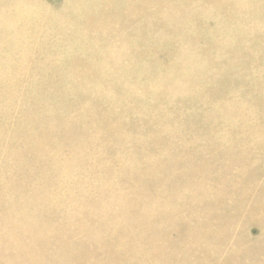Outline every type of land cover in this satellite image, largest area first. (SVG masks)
<instances>
[{"label": "bare ground", "instance_id": "obj_1", "mask_svg": "<svg viewBox=\"0 0 264 264\" xmlns=\"http://www.w3.org/2000/svg\"><path fill=\"white\" fill-rule=\"evenodd\" d=\"M74 1H77V4L80 2V5H82V3H85L88 0H74ZM99 1L101 2V0H99ZM103 1H102V3H103ZM111 1H108L107 3L104 2L103 5H98V9L101 12V15H99V16L94 15L97 7H94V5H93L90 8H88L89 7L88 6L86 9V6L84 5L85 6L84 7L85 13H84V11H81L84 14L82 13L83 14L82 16L80 14L82 21H78V19H76L77 17L76 18L70 17L65 21L66 24L64 27H62L61 25H59V27H56V24H55V26L51 25V24H47L45 26L41 25V16H43V15L44 16L48 15L50 17L55 16L53 14H50V12H51L50 7H43L40 4L36 7L35 3H33L35 5L32 6L31 3L34 2L32 0H15V2H13V3H15V7H14V4H11L12 2L10 0H0V24L4 20L6 21V23L4 22V25L0 26V170L2 169V171H3V174L2 173H0V174H2V177H3L2 182L3 183L5 182L4 186L1 185V186H3L2 198H3V200L9 201L12 204L18 194H21V193L25 192L26 190L29 191L26 195H24L22 197L20 203L18 204L17 208H15L14 212H13V210L10 211V212L14 213L15 219L13 218V220H11L9 218V213L4 211L0 207V253L4 254L3 260L0 261V264H198V262L200 260H203V259L207 260L208 259L207 257L209 255L210 249H212V248H222L223 249L224 246H229V248H230L229 251L226 252L227 256L221 260L214 262L213 264H264V257L263 258L258 257V253H261V251L264 250V239H261V240H259V242H256V243H249L246 241V239L243 235L239 234V230L242 229L246 224H248L250 222L255 223V224H259L260 226L262 224H264V185L258 191L255 192L254 197L255 196L256 197L254 199H252V201L250 203H248V201H246L247 194L245 193V191L243 189V186L244 185L246 186V184H247V180L245 177L239 178V179H236L233 181L226 180L225 175L227 174L228 169H227V166L225 165L223 172H221L220 176L217 178V176H216L217 172L213 169V163L211 162V158L206 159L204 157L201 158L200 156H197L196 160L194 161L191 157H189V153L185 149V147H179L178 149H175V147H173V145H174L173 142L177 143L178 136L182 130V126H180L179 124H174L175 122L173 120H170V121L166 120L165 121V119H166L165 118L164 119L165 123H162L163 119H161L162 120V122H161L162 126L158 127V129L160 128L158 133L156 134V131H155L154 137L153 138L150 137L152 139L149 140V142H147L144 140L145 137L138 136V135H130L128 133L119 132V126L116 123H114V116H115L114 115V107L111 106L112 109H105L104 110V116H99L98 112L100 110L103 111L102 107H104V105L108 106V104L103 105L100 101H97L98 100L97 96L100 95V93L97 95L95 94L96 87L99 84L101 85V83H99V84H97V83L100 82L102 79H100L99 81L97 80L98 82L95 80L96 83L93 80L95 79L94 76L95 77L98 76V74L100 72H103L102 70H104V69H102L103 68L102 67L101 68L102 70H99L100 72H98V70L95 68V65H97V64L101 65L99 62L102 58L104 59V57L105 58L108 57V54L105 51H103L104 49L103 50L101 49L100 52H98L96 50V48L95 49H93V48L87 49V47H86V49L83 50V52L81 53L86 57V59L84 60V59H81L77 55L79 53H76L78 51V50H76V48H78L76 46L75 47V50H76L75 53H71L72 51L71 52L68 51L65 54L61 55V57H64L62 61H64L63 64L65 63L66 67H64L62 62H58L57 60L51 59L53 54L55 56H58L59 52L56 55L55 52H57L58 50L55 51V48L53 46H51L53 48L46 47V45L48 46V42L50 43V41H52V39H53V38H51L50 34H47L48 31H51L53 33L59 32V33L63 34L65 37L68 38L69 45H67V46H72L73 48H74V46H73L74 43L79 42V41L81 43L86 42L91 35H93L91 37H92V39H94L95 35H96V37L99 36V35H97L98 33H101V32L103 33V31H105V30L107 32V29L108 28L110 29L109 23H111V22L114 23V20H115L114 18L116 17V15L114 14V5L115 4H114V0H111ZM126 1H127V3L129 2L128 0H126ZM151 1L152 0H142L141 2H142V5L146 6V5H149L151 3ZM163 1H164V3L166 2V4H167L168 1H170V0H166V1L163 0ZM174 1H173V4L177 3ZM180 1H182V0H180ZM186 1H184V2H186ZM192 1H194V0H192ZM199 1L204 3L207 0H204V1L199 0ZM199 1H198V3H199ZM213 1L215 2V6H217L216 8L212 6L213 8L216 9V12H214L215 14L221 12V10L223 9L219 6L222 5L224 8L227 7L226 6L227 4L225 5V3H224L227 0H213ZM236 1H239V0H236ZM260 1H262V0H259V1L256 0L255 2H260ZM89 2H91V1L89 0ZM134 2H136V1H134ZM195 2H193V4H191V5H193L194 9H195V5H196V4L194 5ZM158 3H155L156 7H157ZM164 3L161 2L160 4H162V6H164L163 5ZM178 3H180V2H178ZM183 3H182V5L185 4V3L184 4ZM203 3H202V5H203V7H205L204 4H206V3H204V4ZM249 3H248V5H249ZM260 3H264V2L262 1ZM92 4H95V3H92ZM134 4H136V3H134ZM139 4H141L140 1H139L138 5ZM160 4H158V6ZM229 4H230V2H229ZM12 5L14 8L12 7ZM80 5H77V6H79L80 9H82ZM126 5H124V6L128 7ZM168 5H170L171 7H164V8L161 7L163 9L161 13H163L164 16L167 15V17L164 18L163 20L168 22V23H171V24H172V22H174V23H176V25L182 24V22L187 19V18H185V15H187V14L189 15L191 12L189 9L193 8V7L192 8L188 7L187 10L190 11V12L188 11L189 13H187V10L183 9L187 13V14H185L184 13L185 11H182V9H181V11L177 9L179 5L177 6L176 4H174L175 6H177L175 8H173L174 5L172 6L171 3L167 4L166 6H168ZM182 5H180V6H182ZM188 5H190V4H188ZM188 5H185V7ZM199 5H200V3H199ZM202 5H200L201 7L200 6L199 7L202 8ZM261 5H263V4H261ZM150 6H152V5L150 4ZM233 6H234V4H233ZM249 6H248V9H249ZM9 7L11 9H13V11H14L13 13H17L19 11V9L21 10L22 8H24L25 9L24 11H26V14L24 15V13H25L24 11H23L24 16L21 15L20 13H19V15L16 14L18 16L21 15L22 17L18 18L19 21L17 19L18 22H14L12 20V18H14L12 15V10H10ZM133 7H134V9L136 8L137 9L136 11L140 13L143 11L142 8L144 6H141L142 8L140 7L142 9V11L139 8V6H138V8L140 11L138 10V8L136 6L133 5ZM199 7H197L198 10H200ZM206 7H205V9H206ZM212 7L211 6L209 7L210 10ZM239 7H240V5H239ZM245 7L246 6H244V8ZM255 7H253V8H255ZM260 7H262V6H260ZM260 7H259V9H260ZM128 8H126V9L128 10ZM152 8H151L152 11H154L156 9L154 4H153ZM158 8H160V6L157 7V9H156L157 13H158ZM77 9L80 10L79 8H77ZM77 9H75V10L77 11ZM145 9H146V7H145ZM151 9H149V10L151 11ZM196 9H195V11H196ZM205 9L204 10L201 9L202 11L201 10L196 11V13L197 14H198V12L203 13L205 11ZM240 9H238V7L237 8L235 7L232 10V6H231L230 13H228L229 11L227 13L223 11V13H226V16L229 15L230 16L229 18H232L231 20H233L236 15L239 16L240 12H238V11ZM210 10H208L207 12H209L211 14L213 11L210 12ZM256 10H258V9L256 8ZM256 10L254 11L255 13L257 12ZM32 11H33V13H31ZM117 11H118V9H117ZM195 11H194V13H195ZM251 11H250V13L255 14L252 9H251ZM20 12L22 13V11H20ZM128 12H129V10H128ZM241 12H242V10H241ZM124 13H122V14H124ZM194 13H193V9H192V14H194ZM204 13H206V12H204ZM132 14H134V16L139 15V14L135 15V14H137V13H135V11ZM143 14H144V12H143ZM221 14H222V12H221ZM258 14L259 13L257 12V15ZM261 14H262V12H261ZM114 15H115V17H114ZM145 15H148V14H145ZM194 15H193V17H194ZM211 15L214 16L213 13ZM211 15H210V18L212 17ZM222 15H225V14H222ZM252 15H250V16H252ZM83 16H84V18H82ZM124 16H126V14L123 15V18H124ZM129 16H130V18L131 17L133 18V16H131V15H129ZM129 16H126V20ZM140 16H142V19L143 18L145 19V17H147V16L144 17L143 15H141V13H140ZM148 16H153V15H151V12H150V15H148ZM154 16H156V14H154ZM200 16H198L199 19H200ZM240 16H243V15L241 14ZM158 17H159V15H158ZM189 17H191V14L189 15ZM217 17L218 16L216 15L214 17V19L211 18V20L212 19L215 20V22L213 21L214 26H215ZM219 17L221 19L222 16H219ZM260 17H261V15H260ZM120 18L123 19L121 16H120ZM138 18H137V20H139ZM160 18H161V16H160ZM203 18H205V17L202 16V19ZM210 18H209V20H210ZM244 18H243V20H244ZM257 18H258V16H257ZM140 19H141V17H140ZM147 19H148V17H147ZM132 20H134V19H132ZM159 20H158V22H159ZM161 20H162V18H161ZM193 20H195V19H193ZM248 20H249V18H248ZM253 20L254 19H252V21ZM255 20L253 22H255L257 25L258 21L257 20L255 21ZM131 21H128L127 23H129ZM141 21H139V23ZM148 21L151 24L150 19H148ZM188 21H191V19ZM188 21H186V23ZM222 21L223 20L221 19V21H219V22H222ZM227 21H228L227 22V24H228L229 20H227ZM238 21L240 23V20L235 18V21H230V22H232L231 24L233 25V22L237 23ZM244 21L246 22V20H244ZM244 21H241V22H244ZM260 21L262 22V24L261 23H258V24L260 26L262 25L261 27L263 29V22L264 21L263 20H260ZM123 22H121V23L123 24ZM152 22H153V19H152ZM158 22H156V23H158ZM195 22H197V21H195ZM219 22H217V24ZM125 23H126V21H125ZM127 23L123 24V25H125L123 27H126V25H128ZM139 23H138V25H139ZM144 23L147 24V22H144ZM164 23L165 22L160 23V24L164 25ZM188 23L191 26H193L191 24V22H188ZM204 23H205V20L203 21V26H204ZM211 23H212V21H211ZM225 23H226V20H225ZM2 24H3V22H2ZM60 24H63V23H60ZM117 24H118V21L116 22V26H117ZM129 24H131V23H129ZM140 24H141V27L144 26L142 23H140ZM150 24H147V25H150ZM166 24L167 23H165V25ZM171 24L168 27H170ZM187 24H186L187 28H184V27H186V26H184L185 24L183 25V27H181V26H178V27H181L180 29L184 28V29L188 30L189 29L188 27H190V25H187ZM227 24H226V27H228ZM231 24L229 23V27H231L230 26ZM241 24H239V25H241ZM252 24H253V30L257 31L255 29H258L260 26L254 28V23H252ZM176 25H175V28H176ZM200 25L197 24L198 30L200 27H202V25L201 26ZM246 25H248V24L246 23L244 28H246ZM116 26H115V28H116ZM130 26H133V25L131 24ZM130 26H129V28H130ZM221 26H223V24H221ZM237 26L235 28H237ZM117 27H119V26H117ZM145 27H144V29L147 30V28H148V30H149L151 28V25H150V28L147 26H145ZM153 27L156 29L157 26L155 27V25H153ZM166 27L167 26H164L163 28H161V30L165 29ZM168 27L166 28V30L168 32L165 30L164 33L166 32L167 34L170 33V35H172V33L170 31L172 30V27H174V26H172L170 28L171 30H168ZM226 27L224 26V28H226ZM111 28L114 30L113 27H111ZM122 28L119 27L117 29H122ZM127 28H128V26L126 27V29ZM131 28H133V27H131ZM247 28H250V27H247ZM112 29H110V30H112ZM126 29H124L125 32H126ZM137 29H140V28H137ZM184 29H183V31H184ZM232 29H234V28H232ZM259 29H261V28H259ZM124 30H122V31H124ZM187 30L184 31L183 35L185 34V32H187ZM219 30H221V27L219 28ZM227 30H229V29H227ZM230 30H231V28H230ZM37 31L39 33L44 32V33H46V35L44 37H36ZM136 31H138V30H136ZM141 31L143 32L142 29H141ZM153 31L155 32V30H153ZM153 31L151 32L149 30V32H151V33H153ZM174 31H175V29H174ZM178 31H179V28H178ZM178 31H175V32H178ZM229 31H227V32H229ZM243 31H244V29H243ZM246 31H248V30H246ZM254 31H249V32L253 33ZM261 31L258 30L256 33L257 34H258V32L261 33ZM10 32L12 34V38L8 37V35H9L8 33H10ZM109 32H108V34H109ZM142 32H140V33H142ZM172 32H173V30H172ZM181 32H182V30L179 32L182 35ZM194 32H196V30ZM212 32H214V31H212ZM237 32H239V30ZM115 33H116V29H115ZM130 33H132L131 30H130ZM130 33H128V34H130ZM140 33H138V35ZM145 33H143V34L145 35ZM151 33H149V34H151ZM188 33H191V31H189ZM188 33H186V34H188ZM197 33H196V35H197ZM224 33H225L224 37H226L229 34L228 33L226 35V31L223 32V35H224ZM246 33L247 32H245L244 34L246 35ZM256 33L254 32L253 36H255L254 34H256ZM87 34H90V36L86 37ZM105 34L106 33H104L102 35H105ZM110 34H109V36H110ZM124 34L128 35L127 33H124ZM124 34H122V35H124ZM133 34L135 36V33H133ZM133 34H130V35L133 36ZM155 34H156V32L154 33V35ZM216 34H218V32H216ZM231 34H229V35L231 36ZM244 34L241 35V33H240V36L238 35L237 37H234L235 33L232 34V36L234 35L233 36L234 41L232 40L230 42H229V40H231L233 37L231 36V39H229L230 38L229 35H228V37H229L228 40L226 39L227 37L223 40V37L221 36L222 34L220 36H218V39H219V37H221V40L223 42L226 41V44H227L226 50H230V49L234 48L232 52H235V50L239 48L238 40L240 42L242 40ZM102 35H100V36L102 37ZM138 35H136L137 38H138ZM181 35L178 34L179 37ZM200 35H202V34H200ZM251 35L247 34L246 36H251ZM112 36H115V34ZM112 36H110V38ZM151 36L152 35H150L149 38H152ZM208 36H211V34L207 35V41L209 40ZM213 36L216 37L215 34ZM105 37L104 36H103V38L99 37L98 39H102L101 40V42H102ZM140 37H141V35H140ZM142 37L145 39L147 38V36L146 37L142 36ZM157 37H156V39H157ZM175 37H177V36L175 35ZM184 37L186 38V35ZM184 37H182V38H184ZM203 37L205 40V36H203ZM263 37H264V35L262 36V38ZM163 38H164V36H163ZM211 38H212V36L210 37V39ZM262 38H261V40L264 41V38L263 39ZM92 39H90V40H92ZM98 39H97V41H98ZM113 39H111V40H113ZM152 39L154 40L155 37ZM159 39H161L160 36H159ZM159 39H157V40H159ZM169 39L170 38H168V40ZM197 39L200 40V38H197ZM255 39H256V36H255ZM116 40L117 39H115V42H116ZM125 40H126V38L124 39V41ZM132 40H134V39H132ZM168 40H167V42H168ZM174 40H177V39H174ZM180 40L182 41L181 38H180ZM214 40H217V39L214 38ZM253 40H254V38H253ZM259 40H258V42H260ZM109 41H110V39H109ZM136 41H138V39L133 41V42L135 43ZM163 41H165V40L163 39ZM163 41L161 40V42H163ZM177 41H179V40H177ZM217 41H216V44H214V42H213V45H212V43H209V42H207V43L211 44L210 45V47H211L214 45H218L217 43L220 42V40L218 42ZM222 41H221V43H222ZM243 41L244 40H242V43H243ZM256 41H257V39H256ZM16 42H19V43L30 42V44H31V42H35L36 44L38 43L39 48L36 50L39 51V49L42 48L43 51H40L41 53H44L47 49L48 50L47 52H49V55H48V53L45 52V54H46L45 56H47L49 58V56L52 55L50 58L51 63H48V64H49V67L52 66V64H53L54 69H51V71H48V69L46 71V70H44V68L42 69V67L41 68L39 67V69H36L35 66H38V65L35 64V66H33V67L36 69V71L34 70V68L32 69V71H30L29 77H32V79L28 77L29 79L24 80L21 77V75H23L25 72H28L29 69L31 70V68H29L30 64L28 65V63L26 61V58L30 57L28 53L31 54V52L27 51L28 57H25V54H26L25 50L26 49H22V47H19V48H21V50H15L14 49L16 47H14L13 44H15ZM148 42H147L146 48H149L148 45H150V41H148ZM169 42L171 43V40ZM169 42H168V44L170 46ZM186 42L187 41H184V43H186ZM195 42H197V41H195ZM204 42H206V40ZM211 42H212V40H211ZM102 43H101V45H102ZM137 43L138 42H136L133 45L137 47V45H136ZM245 43L252 45L251 41L248 43V41L246 42V40H245ZM30 44H27V45H29V47L30 46L32 47L33 43L31 45ZM38 44H37V46H38ZM90 44H92V43H90ZM93 44H94V42H93ZM106 44H107V42H106ZM110 44H111V42H110ZM142 44H141V47L143 48L144 45L142 46ZM152 44L154 45V43H152ZM209 44L206 45L207 48L209 47ZM222 44H224V43H222ZM56 45H57V43H56ZM59 45H57V46L60 47ZM95 45H94V47H95ZM104 45H105V43H104ZM104 45L101 48H104ZM139 45H140V43H139ZM162 45L164 46V44H162ZM166 45H167V43H166ZM192 45H193V43H192ZM219 45H220V43H219ZM241 45L243 46V44H241ZM257 45H258V43H257ZM37 46L35 48H37ZM57 46H55L56 49L58 48ZM99 46L97 45L96 47L99 48ZM105 46L107 47V45H105ZM117 46H118V44H117ZM128 46L130 47V45H128ZM128 46H127V48H128ZM163 46L161 47V49L163 48ZM193 46L195 47V45H193ZM196 46H197V44H196ZM237 46H238V48L235 49V47H237ZM246 46H243V48ZM252 46H249V47H252ZM259 46H261V44L256 46V47L254 46V48L256 49ZM29 47L27 48V50L29 49ZM79 47H80V44H79ZM88 47H91V46L89 45ZM158 47H160V46H158ZM168 47L166 46V48L169 50L171 47L170 48H168ZM189 47H190V45L187 48H189ZM224 47H225V44H224ZM83 48H84V46H83ZM120 48L123 49V47H120ZM142 48L139 49L140 50L139 52L144 50ZM152 48L153 47H151V49ZM154 48L156 51L155 46H154ZM166 48L164 47L165 50H166ZM179 48H181V47H179ZM190 48H192V46ZM261 48H264V47H261ZM261 48H259V49L261 50ZM80 49H81V47L79 48V51H80ZM161 49H160V51L162 52L163 49L162 50ZM199 49H200V47H199ZM203 49H205V48H203ZM208 49L211 50L212 47L208 48ZM220 49H222V48L218 49L219 50L218 53H220ZM31 50H32V48H31ZM66 50H68V49L66 48ZM149 50H150V48H149ZM197 50H198V48H197ZM239 50H237V51L240 52ZM262 50H264V49H262ZM111 51H112V49H111ZM118 51H119V53L121 52L120 50H118ZM158 51H159V49H158ZM171 51L174 52V47H173V49H171ZM180 51L183 52V49H181ZM244 51H245V49H244ZM255 51H254L255 53L259 52L257 50H255ZM63 52H64V50H63ZM113 52H114V50H113ZM135 52H136V50H135ZM137 52H138V50H137ZM152 52L154 53V50H152ZM166 52H165V54H167V53L169 54V51L167 53ZM176 52H177V50H176ZM187 52H188V50H187ZM197 52H199V51H197ZM206 52H208V50ZM214 52H216V51H214ZM238 52L236 53V55H232V59H230V60H234V61H235V59H237V63H234V61H233V63L231 62L229 65H233V64L237 65V64L242 63V62L238 61V58L240 57V54L238 55ZM248 52H249V49H248ZM250 52H253V51H250ZM254 52H253L252 56L250 55L251 59L245 58L244 60H247V61L253 60L254 61V59H255V57H254L255 53ZM34 53H33L34 56H33V54L31 55V56L35 57L34 59H36V57H37V59L45 58L44 60H46V58H47V57L42 56V54H40L39 52H37V53L34 52ZM108 53H110V52H108ZM142 53H139V54H142ZM146 53L149 54V52H145V54ZM150 53H151V51H150ZM153 53H151V54H153ZM199 53H201V52H199ZM210 53H212V52H210ZM226 53H227V51H226ZM229 53H231V52H229ZM261 53H263V52H261ZM111 54H113V53H111ZM133 54H134V52L132 53V55ZM170 54H171V52H170ZM173 54H176V53L174 52ZM247 54H246V56H247ZM64 55H66L67 57ZM136 55L138 56V53H136ZM157 55H159V54L157 53ZM191 55H193V54H191ZM257 55L259 58V54H257ZM84 56H83V58H84ZM142 56H144V53ZM149 56H151V55H149ZM152 56H154V55H152ZM178 56H180V55H178ZM209 56H210V54H209ZM212 56H214V55H212ZM24 57H25V61H23ZM111 57H112V55H111ZM123 57H125V56H123ZM185 57H186V55H185ZM189 57H191V56H189ZM203 57H204V55H203ZM139 58H140V56L137 58V60H139ZM34 59L31 61L32 62L35 61ZM57 59H58V57H57ZM60 59L61 58H59V61H61ZM150 59L151 58L147 57L146 60H148V62H149ZM175 59H177V58H175ZM205 59L207 60V58H204V60ZM222 59H223V57H222ZM242 59H243V56H242ZM256 59H257V57H256ZM262 59H263V57L260 60H262ZM82 60H84V61H82ZM128 60H129V58H128ZM142 60L145 61L143 58H142ZM184 60H186V59H184ZM184 60H182V61H184ZM213 60H215V59H213ZM224 60H225V57H224ZM244 60H242V61L244 62ZM260 60H259V64H261ZM40 61H42V60H40ZM105 61H106V59H105ZM111 61H113V60H111ZM114 61H115V59H114ZM125 61H123V62H125ZM131 61H132V59H131ZM131 61H128V62L130 63ZM193 61H195V60H193ZM210 61H212V60H210ZM257 61H258V59H257ZM110 62H109V64H112ZM128 62H126V63H128ZM152 62L153 61H151V63ZM171 62H173V60H171ZM171 62L169 59V63H171ZM226 62H225V64H226ZM40 63H44V62H40ZM115 63H116V61H115ZM120 63H122V62H120ZM131 63L134 64L133 62H131ZM176 64H174V65H176ZM183 64H185V63H183ZM221 64L222 63L220 62V65ZM62 65L64 68L61 67ZM104 65L106 66V64H104ZM107 65H108V63H107ZM115 65H117V63L114 64L113 66L115 67ZM164 65H161V67H163ZM166 65L171 66V65H168V63ZM215 65H214V67L216 68ZM26 66H28V69ZM119 66H121V64L120 65L118 64V68H116V67L115 68L120 70ZM128 66H130V65L128 64ZM143 66L144 65H142L141 67H143ZM147 66H148V64H147ZM210 66H211V64H210ZM227 66H228V64H227ZM227 66H224V68H221V67L220 68L226 69ZM238 66L243 67L242 64H240ZM259 66H261V65H259ZM262 66H264V65H262ZM134 67H135V65H134ZM139 67H138V69H139ZM181 67H179V68H181ZM189 67H187V68H189ZM250 67H252V66H250ZM253 67H254V65H253ZM106 68H107V66H106ZM110 68H111V66H110ZM147 68L145 69V67H144V69L146 71H147ZM163 68H161L160 70L163 71V73H164V70H162ZM171 68L173 69V67H171ZM194 68L196 69V67H194ZM217 68H219V66H217ZM243 68H245V67H243ZM248 68H247V70L250 69V68L249 69ZM108 69H109V67H108ZM123 69L124 68L121 67V71H123ZM130 69L133 70L134 68L133 69L130 68ZM144 69H143V71H144ZM185 69H183L184 74H185ZM208 69H210V68L208 67ZM240 69L241 68L239 67L238 69L233 68L232 70H234V71L236 70L239 74ZM115 70H114V72L117 71V70L116 71ZM128 70H129V68H128ZM128 70H125V72ZM167 70L169 72V69H167ZM189 70H191V69L189 68ZM227 70H229V69H227ZM252 70H254V69H252ZM252 70H250L252 72L251 74H250V71L248 72L249 76L254 75L253 72L255 70L254 71H252ZM62 71L67 72L68 74H70V73L75 74L74 77H72L70 75L71 79H73L75 82H77V86L74 90H73V88L75 87L74 83L72 85L73 87H71L72 90L70 88V84H72V82L70 81L69 76H68L69 80L65 81V82H68V84L70 83L69 87H66V89L69 88L70 90L68 91L65 89L66 90L65 91L64 90L65 87L63 89L61 88L62 86H64V84H66V86L68 85L65 82H64V84H61V87H60L61 89L58 87V85L56 83L58 80L56 81L55 79H59V78L63 77L61 74ZM105 71H106V69H105ZM135 71H136V68H135ZM143 71L141 73H143ZM220 71H219V75H220V73L222 74V72H220ZM223 71L225 74L226 70H223ZM236 71L234 73H237ZM242 71L244 72L245 70L243 69ZM43 72H45L44 75L49 74V76H42ZM46 72H48V73H46ZM111 72H112V70H111ZM166 72L167 71L165 70V73ZM174 72H176V71H174ZM174 72L172 71V73H174ZM179 72H181V71H179ZM190 72H193V71H190ZM230 72H228V74ZM40 73H42V75H40L41 78L46 77L45 80H42L39 77ZM59 73L61 74V76L59 75ZM104 73H103V75H106V77H107V73L106 74H104ZM136 73H135V75H136ZM181 73H183V72H181ZM216 73H218V72H216ZM256 73H255V76L258 77V75H260V74L257 75ZM124 74H125V76H127V73H124ZM143 74H146V73H143ZM168 74L169 73H167V75ZM208 74H210V73L208 72ZM230 74H232V72ZM238 74L234 75V76L238 77ZM109 75L112 76V78H113V76H115L116 74L115 75L109 74ZM140 75L143 76L142 74H140ZM170 75H172L171 70H170ZM174 75H175V73H174ZM216 75L218 77V74H216ZM223 75H221V76H223ZM229 75H227L226 80L224 79L225 75L223 76V78L221 76H219L222 79H224L223 81H221L222 80L221 78H218L221 81V82L220 81L219 82L222 83V85L225 83L223 89H226L225 85L228 83L227 84V87H228V85L230 83L227 81V78ZM242 75L240 74V76H242ZM26 76H27V74H26ZM99 76H102V74ZM110 76H109V78H110ZM120 76H123V74H120ZM120 76H118V77H120ZM136 76L133 75V77H135V78H136ZM145 76L146 75L143 76L144 79H145ZM176 76L179 77V75H176ZM192 76H191V78H192ZM205 76L207 78V75H205ZM230 76L233 77V74ZM255 76H253V78H251V79L252 80L255 79V81H256L257 77L255 78ZM38 77H39V79L42 80V82L45 81V85H48L49 83H51V85H55V86H53V89H55V90L52 92H46V91H43L44 88L38 87L37 88L38 90L35 93L36 98H33L31 102L23 103L22 104L23 105L22 111L20 110L21 111L20 114L15 113L11 109L12 107L8 108V106H12V104H14V103L21 102V101L17 100V98H16V96H17V94L21 88H25L26 96H28V95L32 96L30 91L35 85L33 83L37 82L36 79ZM92 77L94 78L92 81L97 85V86L95 85V89L94 88L91 89L90 87L87 86V81L88 80L90 81ZM167 77L169 78V75ZM172 77H174V76H172ZM185 77H188V76H185ZM193 77H195V75ZM262 77L264 78V75ZM150 78H149V80H150ZM179 78H181V77H179ZM204 78H202V79H204ZM239 78H241V77H239ZM242 78H243V80L246 79L245 81H248L247 78H244L243 76H242ZM242 78H241V80H242ZM97 79H98V77H97ZM104 79H103L104 82H102V83L106 84V82L109 79L106 78V79H108L106 81ZM131 79H132V77H131ZM134 79H132V82ZM136 79H138V78H136ZM181 79L178 81L177 79L173 78V81L177 80V81L173 82V86L177 85L176 87L179 89L178 92H180V90H181V93H180L181 98H180L179 94L176 93V94H178V98L181 100L182 97H188L189 99L187 98L186 101L187 100L189 101L190 96H194V98H195V96H198V95H196L198 90L196 92H192V89L189 88V89H191V92H190V90L189 89L187 90L185 88L184 84H182L186 80H184L183 77ZM233 79H235V78H233ZM236 79L240 80L238 78H236ZM258 79L259 80H257V81H260L261 78H258ZM61 80H63V79H61ZM193 80H194V78H193ZM198 80H200V79H197V81H196L197 83H198ZM215 80L217 81V79H215ZM138 81H136V82H138ZM190 81H191V79H190ZM211 81L212 80H209V82H211ZM249 81H250V79H249ZM38 82H39V86H40L41 81L39 80ZM59 82H60V79H59ZM93 82L91 83V85L93 84ZM134 82H135V80H134ZM145 82L147 84L148 80L147 81L145 80ZM233 82L234 81H232V83ZM240 82L242 83V81H240ZM139 83L141 84L140 86H142V83L141 82H139ZM171 83L172 82H170V84ZM220 83H219V85H220ZM253 83L255 84L256 82L252 81L251 84H253ZM133 84H135V83H133ZM201 84H202V82H201ZM206 84L207 83L205 82V85ZM212 84H214V83L212 82ZM251 84H246V85L242 84L240 86V89L242 86H244V87L247 86V87L251 88L250 87ZM88 85H89V82H88ZM143 85L144 86L142 88H144L146 86L145 83ZM188 85H190V84H187V86ZM219 85H217V86H219ZM222 85H220V86L222 87ZM260 85L261 84H259L257 86H260ZM6 86H9L10 88L4 89V87H6ZM197 86H199V85H197ZM208 86L206 85V87L209 88V90H211L210 87H208ZM233 86H235V85H233ZM238 86H239V84H238ZM19 87H20V89H19ZM146 87H145V89H147ZM176 87H174V90L176 89ZM193 87H195V84L193 85ZM231 87H229V88H231ZM98 88H100V87H98ZM137 88H139V87H137ZM137 88L135 87V89L134 88L133 89L136 90ZM238 88H237V90H238ZM126 89L128 91L129 88H124L123 89L124 93H125ZM201 89H199V90L201 91ZM214 89H217V87ZM252 89H255L253 87V85H252ZM252 89H250L249 91H247V90L246 91L250 92ZM257 89H259V87ZM93 90H95V91H93ZM99 90H101V89H99ZM99 90H97V91H99ZM147 90L145 92H142L143 91L142 90L141 92L142 93H146V92L148 93ZM204 90H205V88H204ZM204 90L202 89V91H204ZM209 90L206 89V92H208L207 93L208 95L211 93V91L209 92ZM130 91H129V93H130ZM99 92H101V91H99ZM138 92L140 93V91H138ZM138 92L136 93V91H135L136 95L138 94ZM172 92L175 93V91H172ZM176 92H177V90H176ZM227 92L229 93V91H227ZM227 92H225V93H227ZM234 92L238 93L237 95H243L245 90L243 93L241 92L242 94H239V92L238 91L236 92V89L234 88ZM234 92H233V94L236 95ZM256 92L257 91H255V96L257 98L258 95H256ZM262 92H263V90H262ZM91 93H94L93 99L87 100L89 97L91 98V95H92ZM101 93H104V91H102ZM251 93L254 94V92H251ZM251 93H250V95H251ZM231 94L229 93L230 99H232V102H231L232 105L230 103H228V102H230V99L229 100L226 99L228 102L226 100L225 101L228 104H230L231 106H229L226 103L227 106H224V107H228V106L231 108L235 107V106H233V102H235V101H233L234 95L231 98ZM258 94H262V93H258ZM95 95H96V97H94ZM104 95H105L104 99H106L107 96L105 93H104ZM172 95L174 96V94H172ZM201 95H203V92ZM80 96H83L85 101H84V99H81ZM101 96L103 98V95H101ZM176 96H175V100H172L173 102L177 100ZM246 96H245V98H246ZM255 96H254V100L256 101ZM99 98H100V96H99ZM132 98H133V96H132ZM134 98H135V96H134ZM139 98H140V96H139ZM141 98H142V96H141ZM200 98H201V96H200ZM206 98H207V95H206ZM208 98H209V96H208ZM211 98H213V96H211ZM215 98H216V96H215ZM221 98H223V96H221ZM224 98H225V96H224ZM235 98H237V96H235ZM248 98H249V96H247V100H248ZM128 99H130L129 96H128ZM131 99H130V101L132 102ZM135 99H137V98H135ZM169 99H168V101H169ZM218 99H219V96H218ZM237 99H235V100H237ZM120 100L122 101L123 99H120ZM183 100H185V98ZM193 100L195 101V100H197V98L193 99ZM222 100L223 99H221V101ZM140 101H139V104H140ZM188 101H187V103H188ZM192 101H191V103L196 102V101L195 102H192ZM198 101L199 100H197V102ZM203 101L204 100H202V102ZM207 101L209 102V100H207ZM244 101H246V99ZM135 102H133V104ZM202 102H200V104ZM208 102L207 103L205 102L206 105L203 103L206 106L205 107L206 109H207V107H210L208 105ZM214 102H215V100H214ZM253 102H250V103H253ZM257 102H254V103L256 104ZM59 103L61 104V106L59 105ZM118 103H119V101H118ZM222 103H223V101H222ZM240 103L242 104L241 99H240V102L238 101V103L235 104L237 106V107H235V111L233 109H232L233 110L232 111L230 108H228L230 110L229 112H231V113L233 112V115L235 114V116H238L241 113L240 109H243V106H242V108L239 106ZM250 103H248V104L250 105ZM141 104H142V102H141ZM141 104H140V107H142ZM214 104H216V103H214ZM217 104L215 107L216 109H218ZM245 104H247V103H245ZM110 105L111 104H109L108 108H111ZM114 105H115V103H114ZM171 105H172V103H171ZM171 105L168 104L169 107ZM177 105H178V103H177ZM222 105H225V104H222ZM129 106H130V104H129ZM174 106H172V107H174ZM251 106H252V104H251ZM258 106H260V105H258ZM132 107L133 106H131V108ZM140 107H139V109L143 108V107L142 108H140ZM165 107H167V106H165ZM176 107H178V106H176ZM199 107L202 108L204 106L201 105ZM224 107H221V108H224ZM246 107L248 108V106L246 105L244 110L242 111V114H241L242 117H241V115H239L240 117L239 116L237 117L238 123H241V122L244 123V125H243L244 127H246L245 126V122H246L245 118H247V116L249 117V115H247L248 113L247 114H245V113H246V111L249 112V110H250L249 108H248L249 110L248 109L246 110ZM253 107H251V108H253ZM126 108H127V106H126ZM131 108H130V110H132ZM76 109L77 110L79 109V110L76 111ZM163 109H164V107H163ZM165 109L167 110V108H165ZM172 109H173V111H175L174 108H172ZM198 109L200 110V108H197L196 111H198ZM206 109H204L202 111H204V113H205ZM210 109H209V111H210ZM225 109H227V108H225ZM225 109L223 111L228 110V109L227 110H225ZM236 109H237V111H236ZM255 109H257V108H255ZM138 110H137V112H139ZM143 110H145V109H143ZM143 110H141V111H143ZM169 110H170L169 112H171V109H169ZM252 111L254 112L255 110L252 109ZM124 112L127 113V111H124ZM133 112H134V109L132 110V113ZM165 112H167V111H165ZM169 112H167V113H169ZM251 112H250V114H251ZM253 112H252V114L254 115L256 111L254 113ZM140 113L141 112H139L138 115H140ZM198 113H200V112H198ZM217 113H218V115H220L219 111ZM128 114H131V113H129V110H128ZM227 114H228V112H227ZM131 115H133V114H131ZM131 115H129V116L131 117ZM134 115L132 117H136ZM253 115H250V116H253ZM125 116H127V115L125 114ZM140 116H142V118L140 117L141 119L144 118L143 115H140ZM165 116H166V114H165ZM169 116H168V118H169ZM195 116H197V115H195ZM147 117H148V113H147ZM204 117H205V114H204ZM204 117H202V118H204ZM224 117H226V116H224ZM253 117H251V118L253 119ZM174 118L176 120H178L176 117H173L172 119H174ZM206 118H205V121L207 120ZM209 118H212V117L210 116V117H208V119ZM213 118H215V117H213ZM213 118H212V120H213ZM227 118H229V116ZM232 118L234 119L235 117H232ZM251 118L250 119L247 118L248 122H246V124L250 122L249 120H252ZM229 119H231V118H229ZM261 119H262V117H261ZM117 120L120 121L119 119H117ZM127 120H129L128 117L126 120H124V122ZM215 120L219 121V119H217V117L215 118ZM234 120H236V119H234ZM171 121H173L174 123L173 122L171 123ZM188 121H189V119H188ZM208 121H210V120H208ZM218 121L217 122L215 121V122L218 123ZM233 121H230L229 125H231V123H235V121L234 122ZM252 121H251V124H252ZM226 122H228V120ZM211 123H213V122L211 121ZM216 123H214L215 126H216ZM253 123H255V121H253ZM7 124H9L12 127L11 133L9 134L8 138H6V131H5L7 129L6 128ZM186 124H187V122H186ZM214 124H211V125H214ZM235 124H237V123H235ZM206 125H207V122H206L205 126ZM217 125H219V124H217ZM223 125H226L224 123V120H223ZM223 125L220 123V126H222V127L220 128V126H219L218 129L220 130L222 128L223 129L227 128V127H223ZM248 125H250V123ZM254 125L252 124L249 128L253 129ZM202 127H204L203 124H202ZM234 127H236V126H232V129ZM216 128H217V126H216ZM229 128L231 129V127H229ZM229 128H227V129H229ZM240 128L238 130H240ZM243 128H242V131L245 129V128L244 129ZM260 128H262V127H260ZM196 129L198 130V128H196ZM234 129L236 130V128H234ZM189 130H190V128H189ZM189 130H187V131H189ZM214 130H215V128H214ZM216 130H215L214 137L218 136L220 133L222 134V132H223V131L221 132V130H220L219 131L220 133H218V132H216ZM247 130H248V128H247ZM247 130H245V134L243 133L245 136H246ZM262 130H263V128H262ZM212 131L213 130H211L210 132L214 133ZM227 131H226V134H227ZM242 131H241V133H242ZM254 131H257V130H254ZM142 132H143V130H142ZM260 132H257V133H260ZM150 133H152V132H150ZM182 133H184V131ZM216 133H218V135H216ZM223 133H225V132H223ZM238 133H236V134H238ZM252 133H254V132L251 131V134ZM263 133H264V131H263ZM263 133H260L261 136H259L260 138L258 137L259 139H261V138L263 139V136H262ZM190 134H191V132H190ZM205 134L207 135V133H205ZM221 134H220V136H222ZM144 135H146V134H144ZM231 135H232V133H231ZM256 135H254V138L256 137ZM193 136L195 137L196 135H193ZM189 137H187V138H189ZM229 137H230V135L228 136V138ZM235 137H233V138H235ZM240 137H241V134H240ZM243 137L244 136L242 135V138ZM249 137H250L249 139H251L250 134H249ZM146 138H148V137H146ZM238 138H237V141H239ZM196 139H198V138H196ZM206 139H208V138H206ZM222 139H225V137L224 138L221 137L220 140H222ZM262 139L260 141L263 142L264 139L263 140ZM146 140H148V139H146ZM234 140L236 141V139H233L232 141H234ZM240 140H241V138H240ZM252 140H253V137H252ZM254 140H257V137ZM218 141H216V142H218ZM225 141L228 142L229 140L226 139ZM260 141H259V143H260ZM211 142H212V140L210 141V143ZM242 142H243V139L240 143L242 144ZM197 143H198V141H197ZM254 143H255V141H254ZM2 144H6V146H4V148H3ZM177 144H180V143H177ZM187 144H189V143H187ZM221 144H223V142ZM227 144H230V141ZM252 144H253V142L250 145H252ZM147 145H151V147H153L155 149V153L153 155H151L150 151H146ZM244 145L245 144L243 143V146ZM190 146H191V144H190ZM215 146H216V144H215ZM240 146H242V145H239V147ZM248 146H249V144H248ZM219 147H220V145H219ZM231 147H232V145H231ZM234 147H236L237 149L239 148V147H237V145L236 146L234 145ZM240 148H242V147H240ZM243 148L245 149V147H243ZM200 149H202V148H200ZM226 149H227V147H226ZM232 150H236V149L234 148ZM224 151H226V150H224ZM244 154H245V152H244ZM234 158L232 156H230L229 159H227V160L235 162L236 164H238L236 166L238 168L241 167L242 172H245L246 168L244 166H246V165H244L243 162H240V160L234 159ZM262 160H263V157H262ZM254 162H257L256 158H255ZM257 163L259 165V162H257ZM187 166L189 167V170H185V168ZM260 166H262V165H260ZM6 169H9V170H6ZM5 170L9 171L10 174H9V172L8 173L4 172ZM156 171H159L161 175L158 177H155L154 173ZM242 172H240V173H242ZM256 173H257V170H256ZM233 174H234V171H232V175ZM239 176H240V174H239ZM1 188L2 187H0V189ZM9 202L7 203V205L10 204ZM246 204H248V205H246ZM12 206L13 205H11V209H12ZM243 210L247 212L248 216L240 224H238L237 217L240 213H242ZM22 237H25V241H22ZM247 255L249 256V258L247 260L246 259L243 260L242 257L245 258ZM234 257H237V260L233 261ZM209 260H210V258H209ZM193 262H195V263H193ZM208 264H212V263H208Z\"/></svg>", "mask_w": 264, "mask_h": 264}, {"label": "rangeland", "instance_id": "obj_2", "mask_svg": "<svg viewBox=\"0 0 264 264\" xmlns=\"http://www.w3.org/2000/svg\"><path fill=\"white\" fill-rule=\"evenodd\" d=\"M11 2V4H14V7H15V3H13V2H15V0H10ZM32 1H34V2H32L31 4H32V6L33 5H35L36 4V7L40 4V5H42L43 7H50L51 8V12H50V14H53V15H55L54 17H50V16H48V15H46V16H41V25H47V24H51V25H54L55 26V24H56V27H59V25H61L62 27H64L65 26V21L68 19V18H70V17H74V18H76V19H78V21H82V19H81V16L85 13V9H84V7L86 6V9H87V7L88 8H90V7H92L93 5H94V7H97L96 8V10H95V16H99V15H101V12L99 11V9H98V5H103V3L104 2H108V1H111V0H101V2L99 1V0H90L91 2H89V0L88 1H86L85 3H82V5H80V2L77 4V1H74V0H32ZM102 1H103V3H102ZM124 0H114V14L116 15V17H115V15H114V23H109L110 25V29H112L111 27H113L114 28V30L112 29V30H110L109 28V30L107 29V32H106V30L105 31H103V33L102 34H104V33H106L105 35H102L101 33H98L97 35H99L98 37H96V35L94 36V39H92V37L91 36H93V35H91L90 36V34H87L86 35V37H89V41L87 40L86 42H76V43H74V48L72 47V46H67V45H69V41H68V38L67 37H65L63 34H61V33H59V32H56V33H53V32H51V31H48L47 32V34H50V36H51V38H53L52 39V41H50V43L48 42V46L46 45V47H51V46H53L54 48H55V51H57V52H55V54L57 55L58 54V52H59V55L58 56H55L54 54H53V56L52 55H50L49 56V58L47 57V56H45L46 54H45V52L46 53H48V55H49V52H47L48 50L46 49V51L44 52V53H41L40 51H43L42 50V48L41 49H39V51L38 50H36V49H38L39 48V44H38V46H37V44L35 43V42H31V44L34 46H30L31 48H32V50H31V48L29 47V45H27V44H30V42H28V43H19V42H16L15 44H13V46L14 47H16V48H14L15 50H21V48H19V47H22V49H26L25 50V52H26V54H25V57H28V55H27V53L30 51L31 52V54L30 53H28L29 54V56L30 57H28V58H26V61H27V63H28V65L30 66L29 68H31V70L29 69V71L28 72H25L26 74H27V76H26V74L24 73L23 75H21V77L25 80V79H29V78H31L32 79V77H29L30 76V71H32V69L34 68L33 66H35V64L36 65H38V66H35V68L36 69H39V67L41 68L42 67V69L44 68V70H46L47 71V69H48V71H51V69H54V67H53V64H52V66H50L49 67V64L48 63H51V59L52 60H57L58 62H62V64H63V62L64 61H62L63 60V58L64 57H61V55H63V54H65L66 52H71V53H75L76 52V50H78L79 51V48L81 47V49H80V51L78 52H76V53H79V54H77L81 59H86V57L83 55V54H81L82 52H83V50H85L86 49V47H87V49H89V48H93V49H95L96 48V50L98 51V52H100V50L102 49H104L103 51H105L107 54H108V57H104V59L102 60H100V64L102 65H99V64H97V65H95V68L98 70V72H100L99 70H102V69H104V70H102L103 72H100L99 74H98V76H94V78L92 77L91 78V80L89 81H87V86L88 87H90L91 89H95V83H96V81L98 80H100V79H102L100 82H98L97 84H99V83H101V85L99 84L97 87H96V91L97 90H99V89H101V90H99V91H104V93L106 94V96H107V98L106 99H104V93H101V92H99V91H95V90H93V91H95V94L97 95V94H99L100 93V95H98L97 96V101H100L103 105L104 104H108V106L107 105H104V107H102V109H103V111L102 110H100L99 112H98V114H99V116H104V110L105 109H112V107H114V123H116L118 126H119V132H122V133H128V134H130V135H138V136H142V137H145L144 138V140L145 141H147V142H149V140H151L153 137H154V135H155V131H156V134L158 133V131H159V129H158V127H161L162 126V123H165V121L167 120V121H170V120H173V121H171V123L173 122L174 124H179L180 126H182V130H181V132H180V134H179V136H178V141H177V143H180V144H177L176 142H173V147H175V149H178L179 147H185V149L188 151V153H189V157H191L194 161L196 160V158H197V156H200L201 158H206V159H209V158H211V162L213 163V169L217 172L216 173V176H217V178L220 176V173L221 172H223V169H224V167H225V165L227 166V169H228V172H227V174L225 175V177H226V180H230V181H233V180H236V179H239V178H246V180H247V184H246V186L244 185L243 186V189H244V191H245V193L247 194V197H246V201H248V203H250L251 201H252V199H254L255 197H254V195H255V192L256 191H258L263 185H264V141L262 142V141H260L261 139H259L260 137L259 136H261L260 135V133H263V131H264V78L262 77L263 75H264V66H262V65H264V50H262V49H264V48H261V47H264V41L263 40H261V38H262V36L264 35V22H263V29H262V25L260 26L258 23H261L262 24V22L260 21V20H263L264 21V3H260V2H264V0H262V1H260V2H255L256 0H239V1H236V0H227L226 2H224L225 3V5L227 6H225L226 8H224L222 5L221 6H219V7H221V8H223L222 10H221V12H222V14H225V15H222L221 14V12H219V13H214V12H216V7L217 6H215V2L213 1V0H207V1H205L204 3H206V4H204L203 2H201V1H199V0H194V1H192V0H182V1H180V0H170V1H168V3L167 4H170L171 3V5L173 6L174 4H176L177 6H178V10H180L181 11V9H182V11H185V10H187L188 9V7H193V5H191V4H193V2H197L198 3V1H199V3H200V5H202V3L204 4V6L206 7V9H205V7H203V5H202V8H200L201 6L199 5V3L197 4L196 2L194 3V5H195V9L197 8V7H199L200 8V10L201 9H205V11L204 12H206V13H200V12H198V14L196 13V11H200V10H198V8L196 9V11H195V9H194V7L192 8L193 9V13H194V11H195V15L194 14H192V9H189V10H187V13H189L190 12V14H191V17H189V15L186 13V11L184 12L185 14H187V15H185V18H187L186 20H184L183 22H182V24H177L176 25V23H174V22H172V24L171 23H168V22H166V21H164L163 19L164 18H166L167 17V15H165L164 16V14L163 13H161L162 12V8H164V7H171L170 5H168V6H166L167 4H166V2L164 3V1L163 0H152L151 1V5L153 6V4H154V6H155V8L157 9V7H159L160 6V8H158V13H157V10L155 9L154 11H152V9L154 8H152V6H150V4L149 5H142V0H128L129 2L127 3V1L125 0L124 2H123ZM134 1H136V2H134ZM139 1H140V3L141 4H139L138 5V3H139ZM159 3H158V2ZM166 1V0H165ZM173 1L174 2H177V3H174L173 4ZM184 1H186V2H184ZM204 1V0H203ZM235 3H234V2ZM244 1V2H243ZM259 1V0H258ZM40 2V3H39ZM112 2V1H111ZM161 2H163L164 4V6H162V4H160ZM170 2V3H169ZM178 2H180V3H178ZM185 4H184V3ZM188 2V3H187ZM214 2V3H213ZM229 2H230V4H229ZM250 2V3H249ZM33 3H35V4H33ZM89 3V4H88ZM92 3H95V4H92ZM131 3V4H130ZM134 3H136V4H134ZM155 3H158V4H160L159 6H158V4H157V7H156V4ZM182 3L184 4V5H182ZM187 3V4H186ZM209 3V4H208ZM211 3V4H210ZM223 3V4H224ZM232 3V4H231ZM248 3H249V5L251 6H249L248 5ZM256 3V4H255ZM10 4V5H11ZM77 4V5H80L81 6V8L82 9H80V7L79 6H75V5ZM87 4V5H86ZM92 4V5H91ZM127 4V5H126ZM166 4V5H165ZM188 4H190V5H188ZM233 4H234V6H233ZM236 4V5H235ZM253 4V5H252ZM261 4H263V5H261ZM85 5V6H84ZM91 5V6H90ZM97 5V6H96ZM124 5H126V6H128V7H125ZM132 5V6H131ZM133 5L134 6H136L137 8H138V6H139V8L141 7V6H144L142 9H143V11H142V9H141V11L142 12H140L141 13V15H143L144 17L145 16H147L148 17V19H150V22H151V24L149 23V21H148V19H147V17H145V19L143 18L142 19V16H140V13L139 12H137L136 10V8L134 9V7H133ZM138 5V6H137ZM180 5H182V6H180ZM185 5H188V6H186L185 7ZM239 5H240V7H239ZM262 6V7H260V6ZM177 6H173V8H175V7H177ZM215 7V8H211V10H210V8L209 7ZM231 8V6H232V10H233V8H237L238 7V9H240L238 12H240L243 16H240L241 14L239 13V16L238 15H236L235 16V18H237L238 20H240V23H239V21L237 22V23H235V22H233V25L231 24L232 22H230V21H235V18L233 19V20H231L232 18H229L230 16L229 15H227L226 16V13L228 12V13H230V8ZM243 8H242V7ZM244 6H246L245 8H244ZM248 6H249V9H248ZM256 6V7H255ZM260 7V9H259V7ZM12 7H13V5H12ZM13 7V8H14ZM35 7V8H36ZM76 7V8H75ZM93 7V8H94ZM123 7V8H122ZM131 7V8H130ZM145 7H146V9H145ZM148 7V8H147ZM162 7V8H161ZM182 7V8H181ZM253 7H255V8H253ZM77 8H79L80 10H78ZM126 8H128V10H129V12H128V10L126 9ZM139 8H138V10H139ZM152 8V9H151ZM256 8L258 9V10H256ZM9 9L10 10H12V15H13V17L14 18H12V20L14 21V22H18L19 21V19L18 18H20V17H22L21 15H23V11L25 10L24 8H22L21 10L19 9V11L17 12V13H13L14 11H13V9H11L10 7H9ZM75 9H77V11L75 10ZM117 9H118V11H117ZM127 11H126V10ZM149 9H151V11L149 10ZM183 9H185V10H183ZM215 9V10H214ZM251 9L253 10V12L256 10L259 14L257 15V12L255 13V14H253V13H250V11H251ZM255 9V10H254ZM123 12H122V11ZM208 10H210V12L211 11H213L212 13H213V15L214 16H212L209 12H207ZM231 10V11H232ZM241 10H242V12H241ZM17 11V10H16ZM20 11H22V13L20 12ZM81 11H84V13L83 12H81ZM132 13H134V11H135V13H137V14H135V15H138V16H134V14H132ZM140 11V10H139ZM156 11V12H155ZM189 11V12H188ZM202 11V10H201ZM223 11L224 12H226V13H223ZM244 11V12H243ZM262 12V14H261V12ZM25 13H24V15L26 14V11H24ZM76 14H75V13ZM78 12V13H77ZM81 12V13H80ZM121 12V13H120ZM125 12V13H124ZM143 12H144V14H143ZM148 12V13H147ZM150 12H151V15H153L154 16V14H156V16H148V15H150ZM153 12V13H152ZM160 12V13H159ZM252 12V11H251ZM19 13L21 14L20 16H18L19 15ZM31 13H33V11L31 12ZM83 13V14H82ZM122 13H124V14H126V16H129V15H131V16H133V18L132 19H134V20H132L131 18H130V16L127 18V20H126V16H124V18H123V15L124 14H122ZM200 13V14H199ZM208 13V14H207ZM247 15H246V14ZM16 14H18V15H15ZM43 14V13H42ZM80 14H81V16H80ZM129 14V15H128ZM145 14H148V15H145ZM159 15V17H158V15ZM207 14V15H206ZM252 15V16H250V15ZM23 15V16H24ZM77 15V16H76ZM193 15H194V17H193ZM200 16V19H199V17L198 16ZM209 15V16H208ZM210 15L212 16L211 18H213L214 19V17L217 15L218 17H217V19H216V23H215V26H214V22H215V20H211V18H210ZM260 15H261V17H260ZM120 16L123 18V19H121L120 18ZM160 16H161V18H162V20H161V18H160ZM202 16L203 17H205V18H203L202 19ZM219 16H222L221 17V19L223 20L222 22H219V21H221V19H220V17ZM224 16V17H223ZM250 16V17H249ZM255 16V17H254ZM257 16H258V18H257ZM263 16V17H262ZM135 17V18H134ZM139 19V20H137V18ZM140 17H141V19H140ZM191 19V21H188V20H190L189 18ZM239 17V18H238ZM242 17V18H241ZM245 17V18H244ZM249 18V20H248V18ZM260 17V18H259ZM3 18V17H2ZM31 18V17H30ZM82 18H84V16L82 17ZM209 18H210V20H209ZM229 18V19H228ZM243 18H244V20H246V22L243 20ZM256 19L258 22H257V25H256V23L255 22H253L252 21V19ZM262 18V19H261ZM4 19V18H3ZM15 19V20H14ZM17 19H18V21H17ZM97 19V18H96ZM120 19V20H119ZM125 19V20H124ZM147 19V20H146ZM152 19H153V22H152ZM161 21H160V20ZM193 19H195V20H193ZM199 19V20H198ZM260 19V20H259ZM118 21V24H117V26H119L120 28H122L123 26H125V25H123V24H126L128 21H131V22H129V23H131L133 26H130L131 24H129V23H127L128 25H126V27L128 26V28L126 29V27H123L122 29H117V28H119V27H117L116 26V22ZM143 22H142V21ZM158 20H159V22L160 23H163V22H165V23H167L166 25H165V23H164V25L163 24H160L159 22H158ZM194 22H193V21ZM205 20V23H204V26H203V21ZM207 20V21H206ZM218 20V21H217ZM225 20H226V23H225ZM227 20H229V23L231 24L230 26L231 27H229V23L227 24ZM255 20V21H256ZM116 21V22H115ZM124 21V22H123ZM125 21H126V23H125ZM139 21H141L140 23H142L143 25V27H141V24L139 23ZM186 21H188V22H191V24L193 25V26H191L188 22V24L186 23ZM195 21H197V22H195ZM209 21V22H208ZM211 21H212V23H211ZM214 21V22H213ZM241 21H244V22H241ZM2 22H3V24H2ZM1 22V24H0V26L1 25H4V22L6 23V21L4 20V21H2ZM120 22V23H119ZM121 22H123V24L121 23ZM135 22V23H134ZM144 22H147V24H150L151 25V28H150V25H147L146 23H144ZM155 22V23H154ZM156 22H158V23H156ZM200 22V23H199ZM217 22H219L218 24H217ZM224 22V23H223ZM249 22V23H248ZM251 22V23H250ZM60 23H63V24H60ZM81 23V22H80ZM137 23V24H136ZM138 23H139V25H138ZM208 23V24H207ZM223 24V26H221V24ZM242 23V24H241ZM250 24L249 26L248 25H246V28L247 27H250V28H244V26H245V24ZM252 23H254V28H256V27H258V26H260L259 28H261V29H255V30H259V31H261V33L260 32H258V34L256 33L257 31H254L253 30V24ZM121 24V25H120ZM146 24V25H145ZM155 25V27H156V29L153 27V25ZM159 26H158V25ZM171 24V26L170 27H168L169 25ZM185 24V25H184ZM186 24L187 25H190V27H188L189 29L187 30V29H184V28H187V26H186ZM195 24V25H194ZM197 24L198 25H202V27H200L199 28V30H198V26H197ZM217 24V25H216ZM226 24H227V26L229 27H226ZM239 26H237V25ZM239 24H241V25H239ZM139 27H138V26ZM175 25H176V28L178 27V26H181V27H183V25L184 26H186V27H184V28H182V29H180L181 27H178L179 28V31H178V28L176 29L175 28ZM220 25V26H219ZM252 25V26H251ZM115 26H116V28H115ZM122 26V27H121ZM129 26H130V28H129ZM145 26H147V27H149L150 29V31L152 32L153 30H155V32H156V34L154 35V31H153V33H151V32H149V30H148V28H147V30L146 29H144V27ZM164 26H167L168 27V30H171L170 28L172 27V26H174V27H172V30H173V32H172V30L170 31L171 33H172V35H170V33L169 34H167L166 32L164 33V31L166 30V28L165 29H162L161 30V28H163ZM224 26L226 27V28H224ZM234 26V27H233ZM237 26V28H235ZM243 28H242V27ZM131 27H133V28H131ZM135 27V28H134ZM153 27V28H152ZM160 27V28H159ZM196 27V28H195ZM218 29H217V28ZM221 27V30H219V28ZM223 27V28H222ZM241 27V28H240ZM137 28H140V29H137ZM146 28V27H145ZM159 28V29H158ZM230 28H231V30H230ZM232 28H234V29H232ZM252 28V29H251ZM115 29H116V33H115ZM124 29H126V32H125V30ZM141 29L143 30V32L141 31ZM174 29H175V31H178V32H175L174 31ZM183 29H184V31H186L187 30V32H185V34L183 35V33H184V31H183ZM192 29V30H191ZM217 29V30H216ZM224 29V30H223ZM227 29H229V30H227ZM243 29H244V31H243ZM121 30V31H120ZM122 30H124V31H122ZM130 30H131V32L132 33H130ZM136 30H138V31H136ZM158 30V31H157ZM182 30V35L179 33L180 31ZM196 30V32H194ZM211 30V31H210ZM235 30V31H234ZM239 30V32H237ZM246 30H248V31H246ZM110 31V32H109ZM119 31V32H118ZM128 31V32H127ZM137 33H136V32ZM161 31V32H160ZM167 31V30H166ZM189 31H191V33H188ZM212 31H214V32H212ZM226 31V35L229 33V34H234L235 33V36L234 37H237L238 35L240 36V33H241V35H243L245 32H247L246 33V35L247 34H249V35H251L253 38H254V40H253V38L251 37V36H246L245 34H244V36H243V38H242V40H244L243 41V43H242V40L239 42V40H238V45H239V48H238V46L237 47H235V49L236 48H238V49H236L235 50V52H232L233 51V49H230V50H226V47H227V44H226V41H222L221 40V37H219V39H218V36H220L221 34V36L223 37V40L226 38L227 40H228V38L229 39H231V36H232V34H231V36L229 35V37H228V35L226 36V37H224L225 36V33H224V35H223V32H225ZM227 31H229V32H227ZM232 31V32H231ZM242 31V32H241ZM249 31H254L256 34H254L255 36H256V39H257V41H256V39H255V36H253V33L252 32H249ZM108 32H109V34L111 33H113L112 35H114L115 34V36H112L111 34H110V36H112L111 38H110V36H109V34H108ZM118 32V33H117ZM122 32V33H121ZM140 32H142V33H140ZM146 32V33H145ZM148 32V33H147ZM168 32V31H167ZM175 32V33H174ZM198 32V33H197ZM216 32H218V34H216ZM222 32V33H221ZM58 33V34H57ZM120 33V34H119ZM124 33H130V34H133V33H135V36H134V34H133V36L132 35H130V34H128V35H125ZM138 33H140L139 35H138ZM143 33H145V35L143 34ZM149 33H151V34H149ZM158 33V34H157ZM161 33V34H160ZM186 33H188V34H186ZM196 33H197V35H196ZM202 34V35H200V34ZM213 33V34H212ZM238 33V34H237ZM260 33V34H259ZM263 33V34H262ZM9 35H8V37L9 38H12V34H11V32L10 33H8ZM122 34H124V35H122ZM143 34V35H142ZM147 34V35H146ZM164 34V35H163ZM166 34V35H165ZM178 34L179 35H181L180 37L178 36ZM191 34V35H190ZM195 34V35H194ZM211 34V36H212V38L210 39V37L211 36H208V41H207V35H210ZM215 34V36L216 37H214L213 35ZM237 34V35H236ZM262 34V35H261ZM46 35V33H39L38 31L36 32V37H44ZM67 35V34H66ZM100 35H102V37L100 36ZM107 35V36H106ZM123 37H122V36ZM136 35H138V38L136 37ZM140 35H141V37H140ZM150 35H152L151 37L152 38H154L155 37V39L153 40L152 38H149V36ZM169 35V36H168ZM175 35L178 37H175ZM186 35V38L184 37ZM103 36L105 37L104 38V42L102 43L101 42V40L102 39H98L99 37L100 38H103ZM129 36V37H128ZM142 36H144V37H146L147 36V38L145 39V38H143ZM158 36V37H157ZM159 36H160V38L161 39H159ZM163 36H164V38H163ZM172 36V37H171ZM174 36V37H173ZM203 36H205V40H206V42H204L205 40H204V37L202 38ZM232 36V37H233ZM246 36V37H245ZM260 36V37H259ZM156 37H157V39H159V40H157L156 39ZM182 37H184V38H182ZM234 37L231 39V40H229V42L230 41H234ZM245 37V38H244ZM248 37V38H247ZM253 40H251L250 38ZM98 39V41H97V39ZM114 38V39H113ZM126 38V40L124 41V39ZM134 39V40H132V39ZM143 38V39H142ZM168 38H170L169 40H168ZM172 38V39H171ZM180 38L182 39V41L180 40ZM197 38H200V40H198ZM214 38H216L218 41L220 40V42H218L217 40H214ZM264 38V37H263ZM262 38V39H263ZM90 39H92V40H90ZM106 39V40H105ZM109 39H110V41H109ZM111 39H113V40H111ZM115 39H117L116 40V42H115ZM122 39V40H121ZM131 39V40H130ZM138 39V41H136V42H138L136 45H137V47L136 46H134L133 44H135L133 41H135V40H137ZM150 39V40H149ZM163 39L165 40V41H163ZM168 40V42L171 40V43H170V46H169V44H168V42H167V40ZM174 39H177V40H179V41H177V40H174ZM189 39V40H188ZM248 39V40H247ZM260 39V40H259ZM54 40V41H53ZM108 40V41H107ZM121 40V41H120ZM144 40V41H143ZM146 40V41H145ZM161 40L163 41V42H161ZM187 41L186 43H184V41ZM191 40V41H190ZM204 40V41H203ZM211 40H212V42H211ZM214 40V41H213ZM245 40H246V42L248 41V43L251 41V44L253 45H249V44H247V43H245ZM250 40V41H249ZM258 40L260 41V42H258ZM97 41V42H96ZM107 42V44H106V42ZM148 41H150V45H148V47L150 48V50H149V48H146L147 47V42ZM158 41V42H157ZM195 41H197V42H195ZM216 41L218 42L217 44L218 45H214V46H211L212 47V49L210 50V49H208V48H211L210 47V45L211 44H209V43H212V45H213V42H214V44H216ZM221 41H222V43H224L225 44V47H224V44H222L221 43ZM93 42H94V44H93ZM109 42V43H108ZM110 42H111V44H110ZM114 42V43H113ZM120 44H119V43ZM132 42V43H131ZM144 42V43H143ZM154 43V45L152 44V43ZM157 42V43H156ZM181 42V43H180ZM207 42H209V43H207ZM254 42V43H253ZM19 43V44H18ZM55 43V44H54ZM56 43H57V45H59L60 47H58L57 45H56ZM80 44V47H79V44ZM90 43H92V44H90ZM97 43V44H96ZM100 43V44H99ZM101 43H102V45H101ZM104 43H105V45H107V47L104 45ZM116 43V44H115ZM131 43V44H130ZM139 43H140V45H139ZM143 43V44H142ZM149 43V42H148ZM166 43H167V45H166ZM190 43V44H189ZM192 43H193V45H195V47L192 45ZM219 43H220V45H219ZM228 43V42H227ZM245 43V44H244ZM257 43H258V45H260L261 44V46H259L258 48H254V46L256 47V46H258L257 45ZM263 43V44H262ZM30 44V45H31ZM36 44V45H35ZM76 44V45H75ZM85 44V45H84ZM91 46V47H88L89 45ZM96 44V45H95ZM117 44H118V46H117ZM141 44H142V46L144 45V47L142 48L141 47ZM156 44V45H155ZM162 44H164V46L162 45ZM184 44V45H183ZM190 45V47L192 46V48H187L189 45ZM196 44H197V46H196ZM207 44H209V47L207 48ZM222 44V45H221ZM241 44H243V46H246V47H244L243 48V46L241 45ZM23 45V46H22ZM25 45V46H24ZM82 45V46H81ZM94 45H95V47H94ZM99 46V48L98 47H96V46ZM103 45H104V48H101V47H103ZM110 45V46H109ZM117 47H116V46ZM124 45V46H123ZM128 45H130V47L128 46ZM153 45V46H152ZM168 47V48H170L169 50L166 48V46ZM187 47H186V46ZM252 46V47H249V46ZM12 46V47H13ZM27 46V47H26ZM37 46V48H35ZM55 46H57L58 48L56 49V47ZM67 46V47H66ZM78 47V48H76V50H75V47ZM83 46H84V48H83ZM115 46V47H114ZM127 46H128V48H127ZM133 46V47H132ZM154 46L156 47V51H155V48H154ZM158 46H160V47H158ZM163 46V51L161 52L160 51V49H161V47ZM223 46V47H222ZM29 47V49L27 50V48ZM53 47H51V48H53ZM63 47V48H62ZM114 47V48H113ZM120 47H123V49H121ZM139 47V48H138ZM151 47H153L152 49H151ZM164 47L166 48V50L164 49ZM173 47H174V52L176 53V54H173L174 52L173 51H171V49H173ZM179 47H181V48H179ZM185 47V48H184ZM199 47H200V49H199ZM241 47V48H240ZM18 48V49H17ZM66 48L68 49V50H66ZM71 48V49H70ZM108 48V49H107ZM126 48V49H125ZM134 48V49H133ZM140 48H142V49H144V50H142L141 52H139L140 50ZM179 48V49H178ZM187 48V49H186ZM196 48V49H195ZM197 48H198V50H197ZM203 48H205V49H203ZM219 48H222V49H220V53H218L219 52ZM259 48H261V50L259 49ZM13 49V48H12ZM13 49V50H14ZM64 50V52H63V50ZM70 49V50H69ZM110 49V50H109ZM111 49H112V51H111ZM148 49V50H147ZM158 49H159V51H158ZM161 49V50H162ZM181 49H183V52L182 51H180ZM186 49V50H185ZM240 49V50H239ZM242 49V50H241ZM244 49H245V51H244ZM247 49V50H246ZM248 49H249V52H248ZM35 50V51H34ZM74 50V51H73ZM113 50H114V52H113ZM118 50H120L121 52L119 53V51ZM126 50V51H125ZM134 50V51H133ZM135 50H136V52H135ZM137 50H138V52H137ZM146 50V51H145ZM152 50H154V53L152 52ZM176 50H177V52H176ZM187 50H188V52H187ZM203 52H202V51ZM208 50V52H206ZM225 50V51H224ZM237 50H239L240 52H238ZM255 50H257V51H259V52H257V53H255L256 51ZM28 51V52H27ZM150 51H151V53H153V54H151L150 53ZM167 51H169V54H170V52H171V56L167 53V54H165V52ZM197 51H199V52H201V53H199V52H197ZM214 51H216V52H214ZM226 51H227V53H226ZM238 52V55L240 54V57L238 58V61L239 62H242V63H240V64H242V66L243 67H245V68H243V67H241V66H238V65H240V64H233V65H229L231 62L233 63V61L234 60H230V59H232V55H236V53ZM250 51H255L254 53V57H255V59H254V61L252 60V61H247V60H244L245 58H249V59H251L250 57L253 55V52H250ZM263 52V53H261V52ZM34 52H39L40 54H42V56H44V57H47L46 58V60H44L45 58H39V59H37V57H36V59H34L35 57H33L34 56ZM62 52V53H61ZM108 52H110V53H108ZM123 52V53H122ZM125 52V53H124ZM134 52V54L132 55V53ZM144 53V56H142L143 55V53ZM145 52H149V54H145ZM161 52V53H160ZM164 52V53H163ZM187 52V53H186ZM197 52V53H196ZM210 52H212V53H210ZM224 52V53H223ZM229 52H231V53H229ZM248 54H247V53ZM34 53V54H33ZM111 53H113V54H111ZM117 53V54H116ZM136 53H138V56L136 55ZM139 53H142V54H139ZM157 53L159 54V55H157ZM163 53V54H162ZM178 53V54H177ZM199 53V54H198ZM214 53V54H213ZM216 53V54H215ZM218 53V54H217ZM233 53V54H232ZM235 53V54H234ZM251 53V54H250ZM33 54V56H31ZM127 54V55H126ZM186 55V57H185V55ZM191 54H193V55H191ZM209 54H210V56H209ZM223 54V55H222ZM227 54V55H226ZM242 54V55H241ZM246 54H247V56H246ZM257 54H259V58H258V55ZM111 55H112V57H111ZM132 55V56H131ZM149 55H151V56H149ZM152 55H154V56H152ZM161 55V56H160ZM178 55H180V56H177ZM203 55H204V57H203ZM212 55H214V56H212ZM221 55V56H220ZM249 55V56H248ZM251 55V56H250ZM51 56H52V58H51ZM60 56V57H59ZM64 56H66V55H64ZM83 56H84V58H83ZM117 56V57H116ZM123 56H125V57H123ZM136 56V57H135ZM140 56V58H139V60H137V58ZM142 56V57H141ZM157 56V57H156ZM159 56V57H158ZM189 56H191V57H189ZM209 56V57H208ZM231 56V57H230ZM242 56H243V59H242ZM25 57H24V59H23V61H25ZM57 57H58V59H57ZM67 57V56H66ZM120 57V58H119ZM147 59V57L148 58H151L150 59V61L148 62V60H146L145 58ZM214 57V58H213ZM222 57H223V59H222ZM224 57H225V60L227 61H225L224 60ZM253 57V58H254ZM256 57H257V59H258V61H257V59H256ZM263 57V59L262 60H260L261 58ZM51 58V59H50ZM56 58V59H55ZM59 58H61L60 60L61 61H59ZM128 58H129V60H128ZM142 58L145 60V61H143L142 60ZM153 58V59H152ZM155 58V59H154ZM175 58H177V59H175ZM180 58V59H179ZM191 58V59H190ZM200 58V59H199ZM203 58V59H202ZM204 58H207V60L209 61H207L206 59L204 60ZM218 58V59H217ZM228 60H227V59ZM252 58V59H253ZM35 60V61H31V60ZM105 59H106V61H105ZM114 59H115V61H116V63H117V65H115V67L116 68H118V64L120 65L121 64V66H119V68H120V70H118V69H116L113 65L114 64H116L115 63V61H114ZM121 59V60H120ZM123 59V60H122ZM131 59H132V61H131ZM157 59V60H156ZM169 59H170V62H171V60H173V62H171V63H169ZM184 59H186V60H184ZM195 60V61H193V60ZM213 59H215V60H213ZM221 59V60H220ZM38 60V61H37ZM40 60H42V61H40ZM84 60H82V61H84ZM111 60H113V61H111ZM126 60V61H125ZM156 60V61H155ZM182 60H184V61H182ZM210 60H212V61H210ZM224 60V61H223ZM230 60V61H229ZM242 60H244V62L242 61ZM259 60H260V63L261 64H259ZM44 62V63H40V62ZM49 61V62H48ZM104 61V62H103ZM111 61V62H110ZM123 61H125V62H123ZM128 61H131V62H133L134 64H132L131 62V64L128 62ZM139 61V62H138ZM151 61H153L152 63H151ZM177 61V62H176ZM182 61V62H181ZM246 61V62H245ZM36 62V63H35ZM39 62V63H38ZM109 62L110 63H112V64H109ZM120 62H122V63H120ZM126 62H128V63H126ZM144 62V63H143ZM146 62V63H145ZM158 62V63H157ZM179 62V63H178ZM189 62V63H188ZM196 62V63H195ZM211 62V63H210ZM219 62V63H218ZM220 62L222 63L221 65H220ZM225 62H226V64H225ZM229 62V63H228ZM255 64H254V63ZM107 63H108V65H107ZM143 63V64H142ZM168 63V65H171V66H167L166 64ZM177 63V64H176ZM183 63H185V64H183ZM192 63V64H191ZM218 63V64H217ZM234 63H237V59H235V61H234ZM244 63V64H243ZM247 63V64H246ZM263 63V64H262ZM42 66H41V65ZM45 64V65H44ZM47 64V65H46ZM104 64H106V66H107V68H106V66L104 65ZM128 64L130 65V66H128ZM142 66V65H144L143 67H141L140 65ZM146 64V65H145ZM147 64H148V66H147ZM150 64V65H149ZM165 64V65H164ZM174 64H176V65H174ZM195 64V65H194ZM205 64V65H204ZM208 64V65H207ZM210 64H211V66H210ZM216 64V65H215ZM227 64H228V66H227ZM261 65V66H259V65ZM64 65V67H66L65 66V63L63 64ZM63 65L61 66L62 68H64L63 67ZM124 65V66H123ZM133 65V66H132ZM134 65H135V67H134ZM160 65V66H159ZM161 65H164L163 67H161ZM185 65V66H184ZM202 65V66H201ZM214 65L216 66V68L214 67ZM227 66L226 67V69H221V68H224V66ZM253 65H254V67H253ZM76 66V65H75ZM110 66H111V68H110ZM132 66V67H131ZM140 66V67H139ZM167 66V67H166ZM175 66V67H174ZM181 67V68H179V67ZM184 66V67H183ZM190 66V67H189ZM217 66H219V68H217ZM232 66V67H231ZM250 66H252V67H250ZM27 67V69H28V66H26ZM50 69H49V68ZM98 67V68H97ZM100 67V68H99ZM103 67V68H102ZM108 67H109V69H108ZM121 67L122 68H124L123 69V71H121ZM138 67H139V69H138ZM144 67H145V69L147 68V71L144 69ZM163 68L162 70H164V73H163V71H161L160 69L161 68ZM171 67H173V69L171 68ZM187 67H189L191 70H189V68H187ZM194 67H196V69L194 68ZM208 67L210 68V69H208ZM221 67V68H220ZM230 67V68H229ZM240 67L241 69H240V73L238 74V72L237 73H234L235 71L234 70H232L233 68H235V69H238V68ZM250 69H249V68ZM34 68V70L36 71V69ZM102 68V69H101ZM114 68V69H113ZM128 68H129V70H128ZM130 68H134L133 70H131ZM135 68H136V71H135ZM141 68V69H140ZM186 68V69H185ZM247 68L249 69V70H247ZM256 68V69H255ZM258 68V69H257ZM105 69H106V71H105ZM112 70V72H111V70ZM117 71H116V70ZM143 69H144V71H143ZM167 69H169V72H168V70ZM183 69H185V74H184V71H183ZM201 69V70H200ZM227 69H229V70H227ZM245 70L244 72L242 71V70ZM252 69H254V70H252ZM262 69V70H261ZM114 70L116 71V72H114ZM125 70H128V71H126L125 72ZM165 70L167 71L166 73H165ZM170 70H171V74L172 75H170ZM181 71V72H183V73H181V72H179V71ZM203 70V71H202ZM206 70V71H205ZM208 70V71H207ZM214 70V71H213ZM221 70V71H220ZM223 70H226L225 72L227 73H225L224 74V71ZM232 70V71H231ZM250 70H252V71H254L253 72V76H255V73L258 75V74H260V75H258V77L257 76H255V78L257 77V80H259L258 78H261L260 79V81H255V79H251V78H253V76H249V71ZM257 70V71H256ZM111 73H110V72ZM131 71V72H130ZM133 71V72H132ZM135 71V72H134ZM140 71V72H139ZM143 71V73H146V74H143V73H141ZM172 71L174 72V71H176V72H174L175 73V75H174V73H172ZM190 71H193V72H190ZM202 71V72H201ZM219 71L220 72H222V74L220 73V75H219ZM232 72V74H233V77L232 76H230V75H232V74H230L231 72ZM247 71V72H246ZM259 71V72H258ZM63 72V71H62ZM61 72V74H62V76L66 79H64L63 77L62 78H59L60 79V82H59V79H55L57 82V85H58V87L60 88L61 87V84H64V82L65 81H68L69 79H68V76H69V78H70V81L72 82V84H70V88L71 87H73L72 85H73V83L75 84L74 86V88H73V90L76 88V86H77V82H75L73 79H71V77H70V75L72 76V77H74L75 76V74L73 73V74H68L67 72H63L62 73ZM105 72V73H104ZM119 72V73H118ZM129 72V73H128ZM137 72V73H136ZM208 72L210 73V74H208ZM212 72V73H211ZM214 72V73H213ZM216 72H218V73H216ZM228 72H230L229 74H228ZM242 72V73H241ZM44 73L45 72H43V75H42V73H40L39 74V77H40V75H42V76H49V74H45L44 75ZM46 73H48V72H46ZM103 73L104 74H106L107 73V77H106V75H103ZM124 73H127V76H125V74ZM133 73V74H132ZM135 73H136V75L138 76H136L135 75ZM142 74L143 76L144 75H146L145 76V79H144V77L143 76H141L140 74ZM151 73V74H150ZM167 73H169L168 75H169V78L167 77L168 75H167ZM202 73V74H201ZM247 73V74H246ZM252 72L250 71V74H251ZM263 75H262V74ZM55 74V73H54ZM61 74L59 73V75L61 76ZM66 74V75H65ZM102 74V76H99V75H101ZM109 74H111V75H115V76H113V78H112V76H110ZM119 74V75H118ZM120 74H123V76H120ZM131 74V75H130ZM187 74V75H186ZM198 74V75H197ZM207 75V78H206V76L205 75ZM216 74H218V77H217V75ZM225 76H224V75ZM238 74V77H236V76H234V75H237ZM240 74L244 77V78H247V80L249 81V79H250V83L248 82V81H245L246 79H244L243 80V78H242V76H240ZM133 75L134 76H136V78H138V79H136L135 77H133ZM150 75V76H149ZM167 75V76H166ZM176 75H179V77H183V79L184 80H186L184 83H182V84H184V86H185V88L188 90L189 88H191L192 89V92H196L197 90V93H196V95H198V96H195V98H194V96H190V100L188 101V103H187V101H186V99L188 98V97H182V99L180 100L179 98H178V94H179V96H180V98H181V95H180V93H181V90H180V92H178L179 91V89L174 85L173 86V82H175V81H179L181 78H179V77H177ZM181 75V76H180ZM188 76V77H185V76ZM195 75V77H193V76ZM200 75V76H199ZM216 75V76H215ZM221 75H223L225 78V80H226V77H227V75H229L228 76V78H227V81L228 82H230L229 83V85H228V87H227V84L225 85V88L226 89H223V87H224V84L222 85V83H220L221 81H223L224 79H222L223 78V76H221ZM109 76H110V78H109ZM118 76H120V77H118ZM129 76V77H128ZM172 76H174V77H172ZM191 76H192V78H191ZM202 76V77H201ZM205 78H204V77ZM219 76H221V77H219ZM29 77V78H28ZM39 77L36 79V83L38 84H36V83H33V84H35L34 85V87L31 89V95L32 96H26V91H25V88H21L20 89V87H19V92H18V94H17V96H16V98H17V100H19V101H21V102H18V103H14V104H12V106H8V108L9 107H12L11 109L15 112V113H17V114H20V112L22 111V104L23 103H28V102H31L32 101V99L33 98H36V96H35V93L37 92V88L38 87H40V88H44L43 89V91H46V92H52V91H54L55 89H53V86H55V85H51V83H49L48 85H45V81H43L42 82V80H45V78L46 77H43V78H41V79H39ZM97 77H98V79H97ZM101 77V78H100ZM131 77H132V79H134L135 80V82H134V80H133V82H132V79H131ZM150 78V80H149V78ZM213 77V78H212ZM232 77V78H231ZM239 77H241L242 78V80H241V78H239ZM105 78V79H104ZM106 78H108V79H106ZM140 78V79H139ZM165 78V79H164ZM173 78H175V79H177V80H175V81H173ZM187 78V79H186ZM193 78H194V80H193ZM202 78H204V79H202ZM212 78V79H211ZM218 78H221L222 80L220 81ZM231 78V79H230ZM233 78H235V79H233ZM236 78H238V79H240V80H237ZM61 79H63V80H61ZM94 79V80H93ZM103 79L106 81V80H108L107 82H106V84L105 83H102V82H104L103 81ZM190 79H191V81H190ZM197 79H200V80H198V83L196 82L197 81ZM215 79H217V81L215 80ZM263 79V80H262ZM41 81L40 82V86H39V82L38 81ZM73 80V81H72ZM95 82H93V81ZM96 80V81H95ZM111 80V81H110ZM139 80V81H138ZM143 80V81H142ZM145 80L147 81L148 80V82H147V84H146V82H145ZM166 80V81H165ZM182 80V79H181ZM209 80H212L211 82H209ZM231 80V81H230ZM237 80V81H236ZM253 82H256L255 84L253 83V84H251L252 83V81ZM262 80V81H261ZM69 81V82H70ZM93 82V84L91 85V83ZM136 81H138V82H136ZM183 81V80H182ZM194 81V82H193ZM207 83L206 85L208 86V87H210V89L211 90H209V88H207L206 87V85H205V82ZM220 81V82H219ZM232 81H234L233 83H232ZM239 81V82H238ZM240 81H242V83L240 82ZM244 81V82H243ZM59 82V83H58ZM62 82V83H61ZM88 82H89V85H88ZM132 82V83H131ZM139 82H141L142 83V86H140L141 84L139 83ZM170 82H172L171 84H170ZM188 82V83H187ZM195 84V87H193V83ZM201 82H202V84H201ZM212 82L214 83V84H212ZM220 83V85H222V87L219 85V83ZM225 82V81H224ZM247 82V83H246ZM258 82V83H257ZM260 82V83H259ZM65 83H67L68 84V82H65ZM81 83V82H80ZM133 83H135V84H133ZM145 83V85L147 86H145L147 89H145V87L144 88H142ZM192 83V84H191ZM217 83V84H216ZM43 86H42V85ZM69 84L66 86V84H64V86H62L61 88L63 89L64 87V90L66 89V87H69ZM109 84V85H108ZM139 84V85H138ZM187 84H190V85H188L187 86ZM212 84V85H211ZM235 85V86H233V85ZM238 84H239V86H238ZM246 85V84H251V88H249V87H247V86H242L241 87V89H240V86L241 85ZM259 84H261L260 86H257V85H259ZM45 85V86H44ZM197 85H199V86H197ZM216 85V86H215ZM217 85H219V86H217ZM237 85V86H236ZM252 85H253V87L255 88V89H252ZM255 85V86H254ZM42 86V87H41ZM172 88H170V87ZM192 86V87H191ZM204 86V87H203ZM214 86V87H213ZM232 86V87H231ZM98 87H100V88H98ZM135 87L137 88V87H139V88H137L136 90H134L135 89ZM174 87H176V89L174 90ZM204 90V88H205V90L204 91H202V89ZM213 87V88H212ZM217 87V89H214V88H216ZM220 89H219V88ZM229 87H231V88H229ZM239 87V88H238ZM247 87V88H246ZM259 87V89H257V88ZM7 89V88H10L9 86H6V87H4V89ZM60 88V89H61ZM124 88H129L128 89V91H127V89L125 90V93H124ZM134 88V89H133ZM142 88V89H141ZM228 88V89H227ZM234 88L236 89V92L238 91L239 92V94H242L243 92H244V90H245V92L243 93V95H237L238 93H235L234 92ZM237 88H238V90H237ZM132 89V90H131ZM139 89V90H138ZM141 89V90H140ZM191 89H189L190 90V92H191ZM199 89H201V91L199 90ZM206 89L207 90H209V92L211 91V93L208 95L207 93L208 92H206ZM233 89V90H232ZM243 89V90H242ZM250 89H252L250 92H247V91H249ZM66 90H70L69 88H67ZM65 90V91H66ZM71 90H72V88H71ZM131 90V91H130ZM143 90V91H142ZM148 91V93L146 94V93H142V92H145V91ZM150 90V91H149ZM176 90H177V92H176ZM236 94V95H234L233 94V92ZM247 90V91H246ZM262 90H263V92H262ZM92 91V92H93ZM129 91H130V93H129ZM134 91V92H133ZM135 91H136V93L138 92V91H140V93L138 92V96L136 95V93H135ZM142 91V92H141ZM152 91V92H151ZM172 91H175V93H173ZM200 91V92H199ZM214 91V92H213ZM227 91H229V93L231 94V98H232V96L234 95V99H233V101H235V102H233V106H235V107H237L235 104L236 103H238V101L240 102V99L242 100V104L240 103L239 104V106L242 108V106H243V109H240V114L239 115H241L242 114V111L244 110V108H245V106L247 105L248 106V108L250 109H248L247 107H246V110L248 109L249 110V112L248 111H246V113L245 114H247V115H249V117L247 116V118H251V117H253L254 115V117H253V121H255V123H253V121L252 120H249L250 122V125H248L249 123H247L246 124V122H248V119L247 118H245L246 119V122H245V126L248 128V130H247V128L246 127H244L243 125H244V123H238V116H235V114L233 115V112L231 113V112H229L230 110L228 109V108H230L231 110L233 109L234 111H235V107H229V106H231L232 105V99H230V95H229V93L227 92ZM255 91H257L256 92V95H258L257 96V98H256V96H255ZM127 92V93H126ZM202 92H203V95H201L202 94ZM225 92H227V93H225ZM242 92V93H241ZM247 92V93H246ZM251 92H254V94L253 93H251ZM133 93V94H132ZM176 93H178V94H176ZM219 93V94H218ZM221 93V94H220ZM225 93V94H224ZM250 93H251V95H250ZM258 93H262V94H258ZM92 95H91V98L89 97L87 100H92L93 99V94L94 93H91ZM131 94V95H130ZM142 94V95H141ZM144 94V95H143ZM172 94H174V96L172 95ZM207 95V98H206V95ZM227 94V95H226ZM255 96V99H256V101L254 100V96ZM96 95L94 96V97H96ZM101 95H103V98H102V96ZM129 96V98L131 99L132 98V96H133V98L131 99L132 100V102L130 101V99H128V96ZM148 95V96H147ZM177 95V96H176ZM205 95V96H204ZM249 96V98H248V100H247V96ZM261 95V96H260ZM99 96H100V98H99ZM134 96H135V98H137V99H135L134 98ZM139 96H140V98H139ZM141 96H142V98H141ZM175 96H176V101H172V100H175ZM200 96H201V98H200ZM208 96H209V98H208ZM211 96H213V98H211ZM215 96H216V98H215ZM218 96H219V99H218ZM221 96H223V98H221ZM224 96H225V98H224ZM235 96H237V98H235ZM245 96H246V98H245ZM44 98V97H43ZM80 98L81 99H84L83 98V96H80ZM167 98V99H166ZM170 98V99H169ZM185 98V100H183ZM196 99L197 98V100H201L200 102H202V100H204L206 103L208 102L207 100H209V102H208V105L210 106V107H207V109L205 108L206 106V103L203 101L201 104H200V102L198 101L197 102V100H193V99ZM206 98V99H205ZM253 100H252V99ZM101 99V100H100ZM117 99V100H116ZM119 99V100H118ZM120 99H123L122 101L120 100ZM168 99H169V101H168ZM189 99V98H188ZM221 99H223L222 101H223V103H222V101H221ZM229 100L230 99V102H228L227 100ZM235 99H237V100H235ZM246 99V101H244ZM258 99V100H257ZM260 99V100H259ZM107 100V101H106ZM109 100V101H108ZM129 100V101H128ZM136 102H135V101ZM140 101V104H141V102H142V104H141V106L143 107H140V104H139V101ZM169 102H167V101ZM193 100V101H192ZM214 100H215V102H214ZM228 102V103H230V104H228L226 101ZM252 100V101H251ZM84 101H85V99H84ZM106 101V102H105ZM111 101V102H110ZM117 103H116V102ZM118 101H119V103H118ZM171 101V102H170ZM191 101L192 102H195V103H191ZM218 101V102H217ZM237 101V102H236ZM248 101V102H247ZM257 102L256 104L254 103V102ZM105 102V103H104ZM133 102H135L134 104H133ZM176 102V103H175ZM185 102V103H184ZM211 102V103H210ZM218 103L217 104V108L218 109H216L215 107H216V104H214V103ZM244 102V103H243ZM250 102H253V103H250ZM114 103H115V105H114ZM137 103V104H136ZM171 103H172V105H171ZM177 103H178V105H177ZM180 103V104H179ZM198 103V104H197ZM205 105H204V104ZM225 104V105H222V104ZM226 103L229 105L228 107H224V106H227L226 105ZM245 103H247V104H245ZM248 103H250V105L248 104ZM109 104H111L110 105V107L111 108H108L109 107ZM113 104V105H112ZM129 104H130V106H129ZM168 104L169 105H171L170 107L168 106ZM200 104V105H199ZM251 104H252V106H251ZM59 105L61 106V104L59 103ZM82 105V104H81ZM139 105V106H138ZM175 105V106H174ZM204 106V107H199V106ZM207 105V106H208ZM215 105V106H214ZM222 105V106H221ZM238 105V104H237ZM258 105H260V106H258ZM126 106H127V108H126ZM131 106H133L132 108H131ZM138 106V107H137ZM165 106H167V107H165ZM172 106H174V107H172ZM176 106H178V107H176ZM198 106V107H197ZM250 106V107H249ZM254 106V107H253ZM256 106V107H255ZM137 107V108H136ZM139 107L140 108H142V109H139ZM163 107H164V109L165 108H167V110L165 109H163ZM169 107V108H168ZM176 107V108H175ZM221 107H224V108H221ZM251 107H253V108H251ZM80 108V107H79ZM130 108L133 110L134 109V112L132 113V110H130ZM172 108H174L175 109V111H173V109ZM197 108H200V110L198 109V111H196L197 110ZM212 110H211V109ZM225 108H227V109H225ZM255 108H257V109H255ZM261 108V109H260ZM136 109V110H135ZM139 109V110H138ZM143 109H145V110H143ZM169 109H171V112H169L170 110ZM204 109H206L205 111V113H204V111H202V110H204ZM209 109H210V111H209ZM222 109V110H221ZM227 110V111H223V110ZM252 109L253 110H255L254 112H255V114L253 115L252 114ZM260 111H259V110ZM21 110V111H20ZM79 110V109H78ZM77 109H76V111H78ZM128 110H129V113H131V114H135L134 116H136V117H132L133 115H131V114H128ZM137 110L139 111V112H141L140 113V115H143L144 116V118L143 119H141L142 118V116H140V115H138L139 114V112H137ZM141 110H143V111H141ZM149 110V111H148ZM178 110V111H177ZM215 110V111H214ZM219 111V113H220V115H218V111ZM232 110V111H233ZM263 110V111H262ZM72 111V110H71ZM124 111H127V113L126 112H124ZM136 111V112H135ZM163 111V112H162ZM165 111H167V112H169V113H167V112H165ZM182 111V112H181ZM217 111V112H216ZM223 111V112H222ZM236 111H237V109H236ZM252 111V112H251ZM143 112V113H142ZM186 112V113H185ZM188 112V113H187ZM198 112H200V113H198ZM227 112H228V114H227ZM250 112H251V114H250ZM253 112V113H254ZM258 112V113H257ZM127 115V116H125V114ZM137 113V114H136ZM147 113H148V117H147ZM180 115H179V114ZM182 113V114H181ZM184 113V114H183ZM222 113V114H221ZM226 113V114H225ZM235 113V112H234ZM117 114V115H116ZM146 114V115H145ZM165 114H166V116H165ZM170 116H169V115ZM172 114V115H171ZM187 114V115H186ZM191 114V115H190ZM203 114V115H202ZM204 114H205V117H204ZM208 114V115H207ZM211 114V115H210ZM216 114V115H215ZM224 114V115H223ZM232 114V115H231ZM260 114V115H259ZM129 115H131V117L129 116ZM185 115V116H184ZM195 115H197V116H195ZM213 118V117H217V119H219V121L218 120H215V118H213V120H212V118H209L208 119V117H210V116ZM218 115V116H217ZM222 115V116H221ZM250 115H253V116H250ZM139 116V117H138ZM146 116V117H145ZM164 116V117H163ZM168 116H169V118H168ZM194 116V117H193ZM201 116V117H200ZM224 116H226V117H224ZM229 116V118H231V119H229V118H227ZM231 116V117H230ZM127 117L129 118V120H127V121H125L124 122V120H126L127 119ZM141 117V118H140ZM173 117H176L178 120H176L175 118L174 119H172ZM180 117V118H179ZM185 117V118H184ZM188 117V118H187ZM193 117V118H192ZM202 117H204V118H202ZM207 117V118H206ZM232 117H235L234 119H236V120H234ZM240 117V116H239ZM241 117H242V115H241ZM257 117V118H256ZM261 117H262V119H261ZM166 118V119H165ZM168 118V119H167ZM205 118L207 119L206 121H205ZM221 118V119H220ZM223 118V119H222ZM225 118V119H224ZM256 118V119H255ZM117 119H119L120 121H118ZM161 119H163V122H162V120ZM164 119H165V121H164ZM184 119V120H183ZM188 119H189V121H188ZM258 119V120H257ZM139 120V121H138ZM159 120V121H158ZM186 120V121H185ZM208 120H210V121H208ZM217 122L218 121V123H216L215 121ZM222 120V121H221ZM223 120H224V123L227 125H223ZM228 120V122H226ZM235 121V123H237V124H235V123H231V125L232 126H236V127H234V128H236V130L233 128L232 129V126L231 125H229V122L230 121ZM262 120V121H261ZM138 121V122H137ZM144 121V122H143ZM211 121L213 122V123H211ZM233 121V122H234ZM237 121V122H236ZM251 121H252V124L254 125V130H257V131H254L253 129H250L249 127L252 125L251 124ZM129 122V123H128ZM140 122V123H139ZM162 122V123H161ZM186 122H187V124H186ZM203 122V123H202ZM206 122H207V125L205 126V124H206ZM209 122V123H208ZM257 122V123H256ZM146 123V124H145ZM170 123V122H169ZM182 125H181V124ZM214 123H216V126H217V128H216V126H215V124ZM220 123L223 125V127H227V128H229V127H231V129L229 128V129H227V128H222V129H220L221 130V132L223 131V132H225V133H223L222 132V134L219 132L220 130L218 129L219 128V126H220ZM202 124H203V126L204 127H202ZM211 124H214V125H211ZM217 124H219V125H217ZM242 124V125H241ZM257 124V125H256ZM157 125V126H156ZM184 125V126H183ZM200 125V126H199ZM140 126V127H139ZM209 126V127H208ZM215 126V127H214ZM245 128H243V127ZM256 126V127H255ZM222 126H220V128H221ZM238 127V128H237ZM241 127V128H240ZM253 127V126H252ZM260 127H262L263 128V130H262V128H260ZM6 138H8V136H9V134L11 133V130H12V127L9 125V124H7V126H6ZM189 128H190V130H189ZM196 128H198V130L196 129ZM214 128H215V130H216V132H218V133H220L222 136H220V134L218 135V133H216V135H218V136H216V137H214V134H215V130H214ZM240 128V130H238ZM242 128L244 129L243 131H242ZM155 129V130H154ZM260 129V130H259ZM142 130H143V132H142ZM187 130H189L190 132H191V134H190V132L189 131H187ZM211 130H213L212 132H214V133H211L210 131ZM228 130V131H227ZM235 130V131H234ZM245 130H247V132H246V136L248 137H246L244 134H245ZM253 131L254 133H252L251 134V131ZM262 130V131H261ZM145 131V132H144ZM184 131V133H182ZM200 131V132H199ZM226 131H227V134H226ZM233 131V132H232ZM240 131V132H239ZM241 131H242V133H241ZM261 131V132H260ZM149 134H147V133ZM150 132H152V133H150ZM199 132V133H198ZM235 132V133H234ZM239 132V133H238ZM257 132H260V133H257ZM193 133V134H192ZM205 133H207V135L205 134ZM231 133H232V135H231ZM236 133H238V134H236ZM244 133V134H243ZM258 135H256V134ZM144 134H146V135H144ZM151 134V135H150ZM212 134V135H211ZM225 134V135H224ZM237 136H236V135ZM240 134H241V137H240ZM249 134L251 135V139H249L250 137H249ZM256 135V137H257V140H254L255 138H254V135ZM153 135V136H152ZM193 135H196L195 137L193 136ZM205 135V136H204ZM227 135V136H226ZM230 135V139L228 138V136ZM242 135L244 136L243 138H242ZM190 136V137H189ZM199 136V137H198ZM225 137V139H222V140H220L221 139V137L222 138H224ZM236 136V137H235ZM262 136H263V139H264V133L262 134ZM146 137H148V138H146ZM150 137H152V138H150ZM187 137H189V138H187ZM193 137V138H192ZM208 138V139H206V138ZM227 137V138H226ZM233 137H235V138H233ZM239 137V138H238ZM252 137H253V140H252ZM259 137V138H258ZM196 138H198V139H196ZM237 138H238V140L239 141H237ZM240 138H241V140H240ZM246 138V139H245ZM146 139H148V140H146ZM184 139V140H183ZM189 139V140H188ZM201 141H200V140ZM206 139V140H205ZM215 139V140H214ZM226 139H228L229 141H230V144H227L228 142L227 141H225ZM233 139H236V141L234 142V141H232ZM242 139H243V142H242V144L240 143L241 141H242ZM245 139V140H244ZM250 141H249V140ZM262 139V140H263ZM212 140V142L210 143V141ZM219 140V141H218ZM252 140V141H251ZM197 141H198V143H197ZM200 141V142H199ZM204 141V142H203ZM216 141H218V142H216ZM225 141V142H224ZM232 141V142H231ZM247 141V142H246ZM254 141H255V143H254ZM257 141V142H256ZM259 141H260V143H259ZM202 142V143H201ZM223 142V144H221ZM238 142V143H237ZM253 142V146L252 145H250L251 143ZM262 142V143H261ZM187 143H189V144H187ZM194 143V144H193ZM200 143V144H199ZM210 143V144H209ZM225 143V144H224ZM232 143V144H231ZM235 143V144H234ZM243 143L245 144L244 146H243ZM259 143V144H258ZM190 144H191V146H190ZM215 144H216V146H215ZM248 144H249V146H248ZM261 144V145H260ZM176 145V146H175ZM187 145V146H186ZM219 145H220V147H219ZM231 145H232V147H231ZM234 145L236 146L237 145V147H239V145H242V146H240V147H242V148H236V147H234ZM4 146H6V144H2V147L4 148ZM196 146V147H195ZM195 147V148H194ZM226 147H227V149H226ZM230 147V148H229ZM243 147H245V149L243 148ZM255 147V148H254ZM200 148H202V149H200ZM236 149V150H232V149ZM249 148V149H248ZM191 149V150H190ZM230 149V150H229ZM253 149V150H252ZM224 150H226V151H224ZM251 150V151H250ZM146 151H150V153H151V155H153L154 153H155V149L153 148V147H151V145H147V147H146ZM233 152V153H232ZM244 152H245V154H244ZM258 152V153H257ZM228 153V154H227ZM230 153V154H229ZM237 153V154H236ZM260 154V155H259ZM230 156H232L234 159H238V160H240V162H243V164L244 165H246V166H244L245 168H246V171L245 172H242V168L241 167H237L236 165H238V164H236L235 162H233V161H228L227 159H229V157ZM257 156V157H256ZM262 157H263V160H262ZM255 158H256V161L257 162H259V165H258V163L257 162H254L255 161ZM5 160V159H4ZM227 160V161H226ZM259 160V161H258ZM245 162V163H244ZM247 162V163H246ZM249 162V163H248ZM254 162V163H253ZM253 163V164H252ZM252 164V165H251ZM248 165V166H247ZM260 165H262V166H260ZM183 168V167H182ZM238 168V169H237ZM248 168V169H247ZM253 168V169H252ZM6 170H9V169H6ZM4 171V172H6V173H8L9 171ZM185 170H189V167L187 166L186 168H185ZM256 170H257V173H256ZM260 170V171H259ZM232 171H234V174L232 175ZM240 172H242V173H240ZM0 173H2L3 174V171H2V169L0 170ZM5 173V174H6ZM2 174H0V187H2L1 189H0V207L4 210V211H6V212H8L9 213V218L11 219V220H13V218L15 219V215H14V213H12V212H10V211H12L13 210V212H14V210H15V208H17V206H18V204L20 203V201H21V199H22V197L24 196V195H26L29 191L28 190H26L25 192H23V193H21V194H18L17 196H16V198H15V200H14V202L11 204L9 201H5V200H3V198H2V189H3V186L5 185V182L3 183L2 182V180H3V177H2ZM9 174H10V172H9ZM239 174H240V176H239ZM161 174H160V172L159 171H156L155 173H154V176L155 177H158V176H160ZM245 175V176H244ZM252 177V178H251ZM257 177V178H256ZM216 178V179H217ZM215 179V180H216ZM258 182V183H257ZM1 185H3V186H1ZM23 194V195H22ZM20 195V196H19ZM248 199V200H247ZM18 201V202H17ZM10 203L9 205H7V203ZM17 204V205H16ZM3 205V206H2ZM11 205H13L12 206V209H11ZM246 205H248V204H246ZM8 206V207H7ZM8 208V209H7ZM11 214V215H10ZM11 216V217H10ZM248 216V214H247V212L246 211H242V213H240L239 215H238V217H237V220H238V224H240L246 217ZM251 232V233H250ZM239 234L240 235H243L244 237H245V239H246V241L247 242H249V243H256V242H259V240H261V239H264V224H262L261 226L259 225V224H255V223H252V222H250V223H248V224H246L242 229H240L239 230ZM22 241H25V237H22ZM229 246H224V248L222 249V248H212V249H210L209 250V255H208V259L207 260H200L199 262H198V264H208V263H214V262H216V261H218V260H221V259H223V258H225L226 256H227V253L226 252H228L229 251ZM3 257H4V254L3 253H0V261L1 260H3ZM258 257H260V258H263L264 257V250L263 251H261V253H258ZM209 258H210V260H209ZM249 258V256L247 255L245 258L244 257H242V259L244 260V259H248ZM235 260H237V257H234L233 258V261H235ZM193 263H195V262H193Z\"/></svg>", "mask_w": 264, "mask_h": 264}]
</instances>
